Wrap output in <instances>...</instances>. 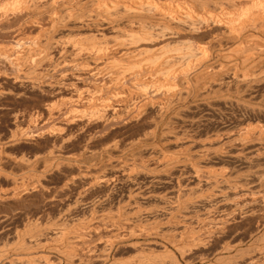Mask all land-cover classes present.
Segmentation results:
<instances>
[{
  "label": "rangeland",
  "instance_id": "obj_1",
  "mask_svg": "<svg viewBox=\"0 0 264 264\" xmlns=\"http://www.w3.org/2000/svg\"><path fill=\"white\" fill-rule=\"evenodd\" d=\"M5 1H8V3L5 2ZM16 1H17V4H18V0H14V2H16ZM39 1L40 0L36 1L38 3L36 5H35L36 2L35 3L33 2L35 7L40 6V3L43 2V0H41L40 3H39ZM209 1H210L209 2V7L211 6L210 8H212L213 3H214V5H216L215 2L217 0H215V1L214 0H209ZM10 2H12L11 4L14 3L13 0H0V8L2 9V11H3V8H2L3 5H4V7H6L4 9H7V7L11 6V4H9ZM47 3L51 4L50 0L49 1H47V0L45 1L44 0V3H41V6L39 7L40 10H41V13L39 12L40 10L38 8H36L38 11L35 10V11H37V13L35 12L36 14L34 13L35 14L34 16H32L33 12H34L33 9H35L33 4H31L33 6V9H32V6L31 7L29 6V8H31V9H29V8L25 9V8L21 7L22 5L18 6L19 4L18 5L14 4V5H16L15 8H17V6H18L19 9L18 8L17 9L19 11L20 10L21 11L20 12H18V10L16 11V9L14 8V5H13V7L11 6L12 8L11 7H9V8L13 9L14 11L10 12L11 10L9 11L8 10L9 8L7 9L8 11L7 10L4 11V13L5 12L7 14L10 13L9 14L10 16L2 13V11L0 9V12L2 13V14L0 13V15H2L0 17L3 18V20H2L3 23L0 24V26H1V28H0V40L1 41L3 40V42H4V44H3V42L0 41V45L1 46L5 45L4 47H6V49L8 47L10 48V46H12V45L14 46L15 43L17 45L19 42L20 43L23 42L24 46L30 45L31 44L30 42L37 37L36 35L40 34L39 27H37L36 25L35 26L32 25L33 21H31V20H34L35 18L38 19V17H41V15H42L44 17V19H43V17H41V18H39L40 19L39 21L42 22V20H43L42 23L45 24V25H47L48 24L47 22H49L47 20H49V16H50L49 14L52 12V10H51L52 7L50 5H48ZM7 4H9V5L7 6ZM42 4H44L45 6L42 5ZM46 5H48V6H46ZM20 8H23L24 10L20 9ZM44 8L45 9L47 8L49 12L47 11V9H46V11H44ZM214 8H215V6H214ZM27 9H29L30 11H27ZM206 10H209L208 7H207ZM15 12L16 13L18 12L19 14L17 13V15H20L19 19L16 18L15 21H19V20L23 19V20H25L27 22L26 19L30 18L29 21L32 22V24L28 21L29 23L27 22V25H26L25 24L26 22L21 20V21H19V25H18V22H17L16 23V27H15V23H14V26H13L12 25V22H13L12 18L14 17L13 14L16 15ZM30 12H32V13H30ZM47 12L49 14H47ZM21 13H24L25 16L28 15V14H30V15L26 16V18H24L23 16H21V15H24V14H21ZM44 14H45V16H44ZM5 15H6V18H5ZM17 15H16V17H18ZM258 15H257V17H258ZM5 19H7L9 21H11L10 19H12V21L10 23L11 26L9 24L10 28L8 27V25H6L8 27V30H6L7 29L6 27H3L4 29L2 28V26H4L5 24L9 23V21L6 23ZM14 19H15V17H14ZM257 20L259 21L258 23H260V24L262 23V26H260V24H258L259 26L257 24H256V26L255 25L250 26L251 24L249 23L250 25L248 24L247 30L251 27L249 29L250 31H248L247 34L246 33L243 34V42H244V40H247V41H245V43H243L242 40H241V42H242L241 45L244 44L246 47L245 46L243 47V46L240 45L241 48L240 47L239 48H240L241 51L238 49L239 53L241 55H245L247 52L249 53L251 50H253L252 48H254V49L257 48L255 51H253V53H249V55H254V57H253V61L254 62L253 63H254V65L256 64L255 67L254 68L251 67V64L250 65H244V66H242V64H241L239 66L241 68L239 70V73L240 74H242V73L244 74V75H242V76H244V77H242L244 79V83L243 82H242V84L240 83L241 85L236 83V81H235L236 75H234V76L232 75L233 78L226 79V81H228V83L225 81L227 83L225 85H224V83H225L224 82V83L219 84V86L216 83H215L216 86H215V84H213L214 85V86L212 85L213 88L211 86L212 89L211 88H206L205 90H203V89L200 90L198 88L197 89L195 88V87H198L200 85L203 86L209 79L212 80V79H216V78L220 77V75L222 74L221 73L222 71L218 72V70H216V69L221 68V67L218 66L219 64H221V60H219V58L215 57L216 56L215 52L220 50L219 49L220 48L219 44H226L225 42H227V41H228L227 43L232 44V43H230V41H233L232 35L229 34L228 32L227 33L230 36H227V34H226L227 28H226V25H224L225 23L223 24L225 27L221 26L222 23L219 24L220 26H218L217 24L209 23L210 26L211 25L212 26L214 25L215 27L218 26L219 27V28L217 27L218 29L215 28L214 26L213 27L211 26V28H209V26H207L206 24H204V25L202 24L203 26H205V28H203V26H202V29L204 31H206L205 29H207V31H209V32L211 31V32H210V35L208 36V39H207L206 35H208L209 32H205L206 33V35H205L204 31H202L205 36L204 35H202L204 37L201 36L200 39H201L202 42H200V39H198L199 41L197 40L198 41V43L196 42L198 44L197 46H201L204 41H206V40L208 41L209 38L211 39V37L214 40H216V41L211 39L212 42L210 40L209 43H207V44L205 42L203 43L204 45L206 44L208 46V44H210V42H211V44L213 45V49H214L213 51L214 52H212V45L210 44L208 46V47H211L210 48V52L212 53L211 57H208L207 60L202 57L203 59H202L201 62H203V63H201V65L197 66L196 67L197 69L196 68H193L192 70L190 69L191 71L189 70V73L185 74V76H184L186 78L182 77V79H184V80H186V79L188 81L190 80L188 83H186L187 85L184 84L185 87L188 86V87H186V89L190 87V85H188V84H191L190 90L188 89L189 90L188 92H190V93H188L187 91L185 92V90H184L185 87L181 85L180 89H183L184 93H182V96L181 95L179 96L178 94L175 93L177 96L174 95L175 97L174 96L172 97L173 101H175V102H172L169 105V103H166V102H168V100L166 98V94H164V93L162 94L163 97L165 96V98H166V99H163L162 95L160 93L159 96H157V97H160V98L155 97V100L153 99L154 100L153 102L156 101V103H154V104H157V105L154 106L152 104V101H150L149 103L146 102L147 104L143 103L144 100H146L145 98L147 96V92L146 91H142L141 92L142 94L144 92L146 93V96H145V94H143L145 97L144 96L142 97L141 93L138 92V91H141V90L138 89V86H136L135 83H133L132 81H131V85L129 84L130 81H127L128 84L124 85L125 88L123 87V84H121V85L117 84L116 86L114 84V85H112V87H111L112 90H111V88H109L110 87L109 83H110V80H111V75H108V74L106 76L102 75L103 77L104 76L106 77L104 79H103L102 76L101 77L98 76V78L96 79L97 83H99L98 81H100L101 79H103L101 81H103V82L107 81V83H108V86H105L106 88L104 87V85H106V83L104 84L102 82V84H104V85L99 83V85L101 84L100 86H102V88L104 87L105 89L110 91V92H107L104 89L103 92L105 93L104 94L105 98L107 96L109 98H111V94L110 95H108V94L111 93V91H112V94H114V92L116 91V88H117V90H119L121 92H122V90H124L125 92L129 91V93L131 92L130 94L129 93H127V94L125 93V95L123 97L121 96L122 99L120 97H118V99L116 98V100L115 99L111 100V99L108 98V100H109L108 102H110V101L111 102L110 103L107 102L106 104H109V105L111 104L110 105L111 108L109 109V111L112 110V112L111 111L110 112L107 111L106 113H108V114L104 113L105 116H102L103 115L102 112H100L102 115H100V113L98 112L99 115H100L99 118H98L97 112H95V111H93V113H91L92 111L90 112V108L91 109L95 108V106L93 107L92 102H93V104L95 103L94 105H96V106H97V103L99 105V102L96 101L97 99H95V100L93 99V101L90 100V102H88V100L85 99V97L83 96L84 95L83 89L90 83V81H87V82L84 81L85 82V83L83 82V84H85V86H84L82 84V81H78L77 80V77H72V76H75L76 74L73 75L74 73H72V71L70 70L71 71L70 73L72 75L71 74H69V75L71 76V78L69 76L65 77L64 78L65 82H64L63 79H62L63 77L59 78V76H57V78H58L57 79L56 76L55 77L53 76V73L51 71L52 68L50 66L49 67H47V66L45 67L47 69L46 71L48 73H46V71H44L43 72L44 74L39 76V72H37L38 74H36L35 72L32 71V67H33L32 64H28V63L24 62V65H25L24 66V65H22L23 62H21V61H24V60H18V58H20L21 55L23 57L24 54H25V51L21 47L20 43H19V45H17V47L19 46V51L18 52H20V53L23 52V53H21V54L14 53L13 54L14 56L12 54H6L7 56L11 55L10 56L11 58L7 57V59L9 58L8 60L6 59L5 53H8L9 49L6 50L3 46H2V48L0 46V54L2 53L1 52L2 49H5V51H7V52L4 51L3 52L4 54L2 53L4 55V57H3V55H0V59H1L0 60V93H1L0 94V143L2 144V145L0 144V146H2L0 148V150H1L0 152L3 151L2 154L0 153L1 154L0 155L1 156L0 157V159H1L0 162H2L3 164H1V163L0 164H1V166H6L7 165L6 167H3L5 169V171H4V169H0V171L2 172V174H3V172L5 173L6 171H7V173H9L8 175H7V173L4 174L5 176L7 175L9 178L8 177H6V178L5 177H1L3 175L0 174L1 175L0 176V214H1L0 215V253L1 254L5 253V252L7 253L6 254L7 256H3V257L0 256L1 257L0 264L2 262H3V264H8L9 263L8 261L10 259H12V257L14 256V255H12L13 254L12 250L19 248V250H21V251L20 252L17 251V252L23 254V253L27 252V251L24 252L25 249L31 250V249H33V247L35 248L36 245L33 246L32 248L30 247V246H32V244L34 242L35 243L36 242L39 243L41 240L43 242L42 246L40 245L41 242L39 243V246L41 247V249L37 247L38 244L36 243L37 244L36 248H38L39 251H36L37 250L36 248H35V250L30 251V252H35V253H32V254H34L37 257L35 259L37 261L33 262L32 264H49L48 261H51L50 262L51 264H60V261H66V264H101L102 261L104 262V256H105V259H106V256L109 255L108 254L110 252L109 249L111 248L110 241H114L116 239V238H113V236H115L116 234H114V230H111L112 232L110 231L111 228L112 229H116L115 232L117 230L119 231V232L117 231V235L119 236V234H120L119 237L123 236L124 231H127V230H128L127 231L128 234L131 233V235H132V237H131V235H127V236L124 235L123 237H125V238L124 239L121 238L123 240H119L118 241V245H120L119 247H122V248L119 249L118 251H116L117 253L115 252V256L118 259H120V262H118L117 264H140L142 262L143 263L146 262L145 264H147V262H148V264H151L153 262H150V260H146V259L144 260V258H145L144 256H145V254L147 252L148 253L149 252L154 253V251H155V253L153 255L154 257L151 259V261L155 260V262H154L155 264H157V263L158 264H176V263L179 264L177 261H179L180 264L181 263L182 264H192V263L193 264H202V260L203 261L205 260V263H203V264H228V263L231 262L230 260L233 259V258H236L238 261L233 259L232 260V264L233 263L234 264H242V262L244 260H246L247 258L248 259L246 260L247 261L246 263L249 264V261H248L249 257L251 259L252 257L255 256V254L257 256V257L255 256L256 259L260 262V263H258V261H257V263L258 264H262V261H263L262 258L264 257L263 252L260 253V254H263V256L260 255V254L258 256L257 255L258 253L254 254V252L252 253V251H251V253H249L248 251H250V250L246 251L247 248H248L247 246H250V244H251L250 243L251 239L259 240V238H260L261 242L257 241V243H259V242L263 243L264 242L262 240L263 238L259 237L261 235L262 236L264 235V227H263L264 226V216H263L264 212H262L264 210L261 211V209L258 208V207H261L262 209H264V195H263V193H264L263 192V190H264V186H263L264 185L263 184L264 183V179H263L264 176H263L262 179L260 178V177H262L260 175L264 174L262 172V171H264V33H261V32H264V26H263L264 22H263V20H259V17H258ZM0 22H1V20H0ZM4 22H5V24H4ZM23 25H26V27L25 26L23 27ZM11 27H12L13 30L11 29ZM253 27H256V28H253ZM258 27L259 28L262 27V28H260L262 31ZM18 28H19L20 31L19 30H17V31H19V32L16 31V29H18ZM213 28H214V30L216 32L213 30ZM223 28H225L226 30L223 29ZM257 29H259V30H257ZM11 30H12V32H11ZM223 30H225V31H223ZM9 31L11 33H8ZM213 31L216 33L215 35H214ZM5 32H6V34H5ZM13 32H15V33L13 34ZM37 32H38V34H36ZM66 32L68 33V31H66ZM219 32H220V34H219ZM221 32L223 34H221ZM249 32H250V34L252 33V35H249ZM63 33H64L63 34L64 36L67 34V33L65 34V31ZM8 34L10 36H8V38H6V36ZM19 34L22 37L26 38V39L23 38L24 40L21 39L22 40L21 41L20 38H22V37H20ZM214 36H217L219 39L214 37ZM226 36H227V38H226ZM15 37H16V40H15ZM18 37H19V40H17ZM31 37H34V38H31ZM228 37H230V39ZM254 37H256L257 39L255 38L254 41H252L253 40L252 38H254ZM202 38H203V40H202ZM246 38H248V39H246ZM4 39H5V41H4ZM27 39H28V41L29 40H31V41L28 42ZM221 39H222V41H221ZM6 40H8V41L11 40V42L14 41L15 43L13 44L11 42H8L7 43L8 47H7ZM259 40H261V41H259ZM24 41H25V43H24ZM196 43H194V44L196 45ZM256 43H257V45H256ZM194 44H193V46H195ZM249 44H250V46H249ZM16 45L14 46L15 48L13 49V51L18 50L16 48ZM175 45L176 44H174L173 46H175ZM251 46H253V47L251 48ZM247 47L250 49V51H249V49ZM59 48H61V47H59ZM21 50H23V51H21ZM13 51H12V53H13ZM60 51H61V49H59V52ZM257 51H259V53ZM10 52H11V50H10ZM15 52H17V51H15ZM236 52L235 53L233 52V54H236ZM243 52H245V53L243 54ZM254 52H255V54H254ZM239 53L237 52L236 56ZM240 54H239V56H240ZM17 55L18 56L20 55V56L18 57ZM15 56H17V57H15ZM144 56H146V55H144ZM239 56L236 57V58H239ZM258 57H259V60L257 59ZM10 59L11 60L13 59L14 63H12L13 61H11ZM208 59H209V62H208ZM256 59H257V62H256ZM6 60L8 61V63H7ZM9 60H10V62H9ZM3 61H5V62H3ZM15 61H18V62H15ZM217 62H219V63H217ZM16 63L17 64L20 63V64L17 65ZM211 65H216V69L213 70V73L216 74L217 77H216V75H214L216 77L215 78L212 75L213 73L211 71L209 73L210 74L212 73V74L209 75L207 80H205L207 76L204 75V74L203 75H201V74L205 70H207L208 66H211ZM247 66L251 67V69L249 68V70H247V73L245 74L246 69L248 68ZM213 67L215 68V66H213ZM45 68L43 67V70H45ZM255 68H256V70H255ZM260 68H262V69L258 70ZM21 70H23V71H21ZM48 70L50 71V73H49ZM242 70H244V71H242ZM154 71L155 70H153L152 72H154ZM216 71L219 74L220 73L221 74L219 75ZM257 71H259V72H257ZM248 72L249 73L251 72L252 74L249 75ZM253 72H254V74H256V76H254ZM259 73H261V74L258 75ZM44 75H47V76H44ZM48 75L50 76V78L54 77L56 80L53 82L52 80H54V78L50 80ZM192 76L193 77L197 76L198 77L197 79H199V81L195 83V81L197 79H196V77L193 78ZM247 76H248V79L245 78ZM42 77L44 79H42ZM126 77L130 79L131 76L129 75V77L128 76H126ZM191 77L193 79H195V80H193ZM203 77H205V78H203ZM211 77H213V78H211ZM72 78H75V79L70 80ZM107 78H109V79L107 80ZM126 79H122L121 80L122 82L121 81L120 82L121 83H126V81H125ZM171 79L172 80H170V78H169L168 80L172 81V82L175 80L174 77H171ZM230 79H232V80H230ZM48 81H49V84L47 83ZM56 81H58L59 83L62 81L63 84H62V82H61V84H58V82L56 83ZM201 81H202V83L199 84ZM74 82H75V84H74ZM77 82L81 86L76 84ZM245 82H246V85H245ZM53 83H54V85L56 84V86H54ZM64 83H66L65 84L66 86H64ZM194 83L197 86L194 85ZM74 85L80 86L79 88H81V87H83V88L79 89L81 91L78 90L79 91L78 92V91H76L78 87L76 88V86L74 87ZM113 86H114V88L116 87L115 91H114ZM132 86H134V87H132ZM232 87H235V88H232ZM120 88H121V90H120ZM215 88L218 91H216ZM227 88H228V90H227ZM239 88H241V89L239 90ZM73 89H75V90H73ZM134 89L135 90L137 89V90L135 91ZM195 90H197V91H195ZM207 90L209 91L208 94H207V92H208ZM219 90L220 91L222 90L221 93H219L220 92ZM193 91H195V92H193ZM215 91H216V93H215ZM76 92H78V95H76L77 94ZM106 92H107V94H106ZM135 92L136 93L138 92L139 94L138 93L136 94ZM80 93L83 94V95H81ZM186 93H188V94H186ZM183 94L186 95V96L184 97ZM199 94H200V96H198ZM126 95H128V96L131 95V96L126 99L125 98V97H127ZM187 95H189V96H187ZM79 96H80V98H79ZM169 96L167 94V97H169ZM196 96H198L199 98L196 97ZM83 98L85 99V101H84ZM138 98H139V100H138ZM161 98H162V103L160 102L161 100L159 101V99H161ZM184 98H185V100H184ZM121 101H123L124 103L121 102ZM135 101H136L137 104L135 103ZM115 102H116L117 105H115ZM112 103H114L113 104L114 107L118 106L117 109H116V107L115 108L112 107L113 106ZM119 103H121V104H119ZM160 103L161 104L164 103V104H167V105H161ZM122 104L125 105V106L121 107L120 105H122ZM139 104H140V106H139ZM158 104L160 105V107H159ZM144 105H146L145 106L146 108L144 107ZM168 105H169V108H167ZM171 105L173 107H171ZM119 106L121 107L120 110H119ZM147 106H148V108H147ZM87 107H88V109H87ZM159 108H162V110L159 109ZM77 109H79V111ZM123 109L125 111H127V112L123 111ZM169 109H171V110H169ZM87 110L89 112H87ZM115 110L120 111V113L118 111H116L118 115L120 114L119 117H118L117 114L115 115V113H116V112L114 113ZM131 110H133V111H131ZM145 110H146L147 113L145 112ZM259 110H262V111H259ZM94 112L96 113L97 116L94 114ZM85 113L86 114L89 113L88 116H86ZM139 113H141L142 115H139ZM84 114H85V116H84ZM91 114L95 115V116H91ZM69 115L72 118L74 117V119L70 118ZM75 115H76V117H75ZM106 116H107L108 119L106 118ZM112 116L114 118H112ZM102 117L105 118V119H103ZM109 117H111L112 120H114V121H112L111 118H109ZM160 117L161 118L163 117V118L161 119ZM167 120H168V122H167ZM171 120H172L173 123L171 122ZM106 121H107V123H106ZM164 124H166L167 126L164 125ZM166 129H169V132H167ZM162 133L166 134L165 135L166 137H164V135ZM183 133H184V135H183ZM186 134H188V135H186ZM219 134H220V136H219ZM236 134H237V136H236ZM179 136L183 137V138L179 139ZM214 136H215V138H214ZM171 137L176 139V140H174V139L172 140ZM208 137H210V140H208L209 139ZM166 138H167V140H166ZM170 138H171V140H170ZM232 138H234V139H232ZM163 139H165L166 141H164ZM245 139H247V140H245ZM189 141H192V142H190L191 145H190ZM202 141H204V142L202 143ZM211 141H212L213 144L210 143ZM158 142H160V144ZM214 143H215V145H214ZM156 144H158V145H156ZM184 144H185V147L183 146ZM178 145H180V146H178ZM187 145H190V148H191V146L193 147V149L191 148L192 150H189V152L188 151L186 152V150L188 148V147H186ZM154 146H155L156 149H157V146H159L158 147L159 150L158 149L157 150L160 151V152L158 154L166 153L164 155V157L162 156V158H160L161 155L158 156V154L152 152L153 151L152 149H154L153 148ZM205 146H209V147L213 146L212 148H214V146H215V148H216V151H215V148H214L213 151H212V153L213 152L214 153L210 154V156H208V160L210 161V163H209V161L208 162L206 161L207 157H206V160H205L207 162V164H206L205 161L202 162V166H203L204 169L205 168L207 169V167H208L209 172H208V170L206 171V169H205L206 173L208 172L207 174L204 172V173H202V175H197L198 176L197 177L195 172L191 171V169H190V167L188 165L187 166L189 168L188 167H187L188 169L185 168L184 163H186V162L183 159L180 160V161H177V162H172L174 165L168 163V161H167V160L171 161L170 158L172 160H175L180 155H181V157H179V158H182L184 155H186V156L190 155V154L191 155H196V153L200 151V150L197 151L196 149H198V148L201 149L202 147H205ZM220 146H222V147H220ZM164 147L166 149H164ZM168 148L170 149V151H168L169 150ZM178 148L180 150H178ZM160 149L163 150L164 152L162 151V153H161ZM182 150H185V151L180 153V151H182ZM218 151L220 152L221 156H220ZM49 152H52L53 155L49 154ZM57 153H59L62 156H60L59 154L57 156ZM171 153L173 154L172 157L170 155ZM149 154H151L152 157ZM175 154L177 156L176 158L174 157ZM215 154H216V156H212V155H215ZM217 154H218V156H217ZM5 155L7 157H9V158L11 157L14 160H16V158H18V161L20 160L21 157H25L26 160L27 159H31L29 161L34 162V163H35V160H36L35 158L39 159L42 156H43V158H47V156L50 155V157L48 156V158H51V159H55L56 158L55 160L57 162L59 161L60 163H59V166H57V167L51 166V168H50L49 165H47V163L45 164V166H44V164H38L37 165V163H36L35 164L36 168L33 166L31 169L30 168L27 169V170H29L28 172H25L27 170L25 169V170L22 171L21 170L22 168L19 167L18 164L14 163V161H8V163H6L5 160H2V159H4L6 157ZM51 155L52 156L56 155V156H54V158H53ZM153 155H156V156H153ZM166 155H167V157H166ZM35 156H37V157H35ZM93 156L96 157V158H94ZM168 156H170V157L168 158ZM154 157H156V158H154ZM157 157H159L160 159H158ZM165 157L167 159H165ZM163 159H165V160H163ZM32 160H34V161H32ZM119 160H121V162ZM122 161H124V162H122ZM163 161H165V162H163ZM105 162H106V164H105ZM126 162H128V163H126ZM147 162H149V163H147ZM101 163L103 164V166H102ZM166 163H168L169 166H172V167H170V169L172 168L171 170H173V169H175V170L173 172H171L169 169H167L169 166ZM61 164H63L62 167H60ZM67 164H69V166H67ZM47 166H49V167L45 168ZM79 166H81V167H79ZM119 166H122L123 168L119 167ZM156 166H158V167H156ZM175 166H177V167H175ZM58 167H60V168H58ZM93 167H95V168L93 169ZM96 167H97V170H96ZM127 167H129V168H127ZM161 167H163V168H161ZM33 168L35 169V171H34ZM55 168H58V170H56ZM155 168H158V169L156 170ZM179 168H184V169H179ZM209 168H211V169H209ZM131 169H133L132 170L133 173H132ZM165 169H167V170H165ZM81 170H82L83 173L81 172ZM212 170H213V172H210ZM214 170L217 171L216 174H214ZM84 171H86V172L89 171L90 173L92 172L91 174H89L90 177L88 176V173L85 174ZM96 171H97V173H96ZM105 171H107V172H105ZM165 171L166 172L168 171L169 174H168V172L166 173ZM190 171H191V173L193 172L194 175H193V173L191 174ZM252 171L257 173V174H255V173L253 174ZM29 172H32V173H29ZM147 172H149L151 174L149 175ZM219 172H221V174H219ZM26 173L30 174V175L28 174L29 177H28V175H26ZM34 173H35V175L36 174L37 175H41L42 174L43 177H40L41 180L40 179L39 180L41 182H43V183H41L39 180H36L37 177H35V178L33 177ZM93 173H94V175H93ZM104 173H105V175H104ZM258 173H259V175H258ZM23 174H25L26 177L25 178L21 177L22 179H20L19 178L20 175L24 176ZM83 174L88 176L89 180H88V177H87V180H86L85 176H83ZM99 174H100V176H99ZM152 174H154V175H152ZM80 175H82V176L80 177ZM151 175H152V177L157 176V178L155 177V180H154V178L152 179L150 177ZM247 175H249V177ZM93 176H97V177L95 178ZM105 176H106L107 179L105 178ZM44 177H46V178H44ZM78 177L81 178V179H79ZM101 177L103 178V181H102ZM203 177L207 178V179L206 180L202 179ZM212 177H214V179H212ZM14 178L15 179L17 178V180L15 181ZM90 178H93V179L90 180ZM226 178H228V179H226ZM12 179H14V180H12ZM73 179H75L74 180L75 183H74ZM94 179H97V181L99 183H101L100 186H99V183L96 182V180H95L96 183L94 182L95 186L93 184H91V186L88 185L90 183H93ZM104 179H105L106 182L104 181ZM215 179H218V180L221 179L220 181H223V180L224 181H229L230 180L231 181L230 183H232L234 185H235V182L237 184V182L240 181V183H238L240 185L235 187V188L234 187L230 188V189L228 188L229 190H226L227 186H225L226 184L224 183V184H221V186L224 185V188H223V186H222V188L221 187L217 188V186L215 184H212V181L215 180ZM251 179H252V182L250 181ZM198 180L199 181H203V183L199 182ZM242 180L243 181L245 180L247 183L245 181L243 183ZM259 180L261 181L260 183H262V184L258 183ZM38 181L40 182V184L38 183ZM155 181H156V183H154ZM34 182H35V184H38L39 187L37 185L33 184ZM180 182L183 184V186L181 185ZM198 182H199V184L200 183H202L203 185L206 184L207 187H208V185H210V186L208 188L204 187L202 184H200V185L198 184L199 185L198 186L197 185ZM68 183H70V184H68ZM178 183L182 186L181 188H180V185H178ZM207 183H209V184H207ZM210 183L213 185V187H212V185ZM30 184H31V187H29ZM41 184L44 185V187ZM185 184H187V185H185ZM243 184L246 185V186H247V184H249V185L251 184L250 187H252L254 189V191H253V189H250V187H248L249 185L246 187ZM189 185L191 187L196 186V187H193V189L194 188L196 189L195 194H197V193L199 194V192L201 190L203 192V195L205 196L208 193L207 190L211 191L213 189L214 190V191L212 190L213 193L210 194L211 193L210 192L207 195L210 194L209 196H211L215 192V193H217V195L215 194L214 196H217V197H215L216 198L215 199V198H213L214 196H212L209 199L208 198L209 196L208 197L205 196V198H204L206 200L205 201L203 199V197H204L203 195H202L203 196L202 197L201 194H199V195L197 194L198 195V197H197V195L195 196V194H193L192 195L193 201L197 200V202H198V198L199 197H202V198L201 199L199 198V202L198 203L197 202H193V205L190 206L188 211H186L188 214L186 215V213H184V217H183V215L180 216L182 219L179 216L176 219H172V215H171L172 212L171 211H173L174 210L173 208L175 206H177V204H179L180 201H182V199H183V198L180 199V196H178L179 192H177L176 189L178 188V191H179V189H186V188L190 189L191 187H189ZM19 186H20V188H22L20 191H18L20 189V188L18 189ZM32 186L33 187L35 186V187L33 188ZM184 186L186 188H184ZM148 187H149V189H148ZM243 187H244V189H243ZM261 187H263L262 188L263 190L261 189ZM29 188L32 189L33 191L30 190ZM39 188H41V189H39ZM43 188H45V189H43ZM214 188H216V189H214ZM246 188H248L252 192H254V194L252 196L253 199L250 197L251 196L250 194H252V192H250L248 194ZM16 189H17L16 192H19L21 195L18 196L19 193L15 192ZM23 189L28 190V191L30 190V191L26 192ZM51 189H52V191H51ZM61 189H63V190L60 191ZM204 189H205V191H204ZM241 189L243 190V192H242ZM258 189H259V192L260 191L263 192V193L262 192L260 193L263 196H260V194L258 192ZM37 190H38V193H36ZM131 190H133V192ZM135 190H136V192L140 191L138 193H141V194L140 195L138 194L137 196H135V197H138L137 198L138 200L137 199L135 200V197H134V200L132 198L130 200L129 196L132 195V194L130 195V193H135ZM221 190L223 191V195L224 196H221V194H222ZM10 191L11 192L14 191L15 194L12 196V193ZM22 191L25 193L24 196H23L24 193ZM44 191H45V195H44ZM142 191L144 192V194L142 193ZM2 192H4V193H2ZM40 192H42V193L40 194ZM49 192H51V193H49ZM204 192L205 193L207 192V193L204 194ZM31 193L32 194L35 193L33 195L34 197L31 196L32 195ZM145 193L149 194L150 197H149V195L143 196V195H145ZM224 193L227 196H225ZM228 193H230V194H228ZM244 193H246V195ZM4 194L5 195L6 194H8V195L10 194L11 197L9 196L10 197L9 198L6 195L7 197L5 198ZM46 194H48L47 197H46ZM237 194H238V196H237ZM53 195H55L56 197H53ZM141 195H142V197H141ZM162 195L167 197L168 199H170L169 202H168V199H166L167 200L166 201L165 197H163ZM218 195H220V196H218ZM228 195H229V197H228ZM254 195H256V196L258 195V197L261 200L258 197H256V196L254 197ZM14 196H16V198ZM20 196L21 197L23 196L22 199H21ZM177 196L179 198H176ZM231 196L233 197L232 199L230 198ZM245 196H247V197H245ZM13 197L15 198V200L13 199ZM174 197L176 198L175 200H174ZM221 197H222V199H225V200L222 201ZM223 197H226V198H223ZM261 197H263V198H261ZM81 198H82V200H81ZM156 198H158V199H156ZM227 198H228V200H226ZM229 198H230V201H229ZM235 198H237V199L234 200ZM245 198H247V199L249 198L250 200L248 199L249 200L248 201ZM255 198L259 199V200L257 199L258 202H257V200H256V202L252 201V200H255ZM178 199H180V201ZM202 199L204 201H202ZM172 200H174V201H172ZM210 200L212 202L214 200V202L211 203ZM215 200H217V202ZM3 201H5V202H3ZM128 201H130V202L132 201L131 204ZM134 201H135V203H133ZM165 201L168 204L165 203ZM226 201H227V203H225ZM228 201L232 202V203H230L229 206H231V205L233 206V204H235L234 201L236 203H239V204L243 201L244 204L242 202L241 205L242 204L243 205L246 204L245 208L247 206L246 210H249L250 212L247 211V213L249 212L247 214L245 212L246 210H243L242 212H240L241 213L240 215L237 213L238 216L236 214H233V216H232V214H230L231 216L226 215V214H228V213H226V209L229 207V206H227L229 204ZM238 201H241V202H238ZM247 201L248 202L251 201V202L248 203ZM202 202H203V204H202ZM204 202H206V203L204 204ZM221 202H224V204L221 203ZM245 202H247V203H245ZM210 203H211V205H210ZM216 203H218L217 207L215 206ZM256 203L257 204L259 203L258 204L259 206ZM1 204H3V206ZM23 204H24L25 207L23 206ZM126 204H127V206H124ZM219 204L221 205L220 208L218 206ZM222 204H223V207H222ZM69 205H73L74 206V207L70 206V207L73 208V209L71 208L73 211L69 208ZM122 205L124 207H121ZM197 205H199V206H197ZM205 205L207 207L213 206V207H210L212 210L211 209L209 210V208H207ZM224 205L226 206V208H225ZM253 205L256 206V207H254ZM137 206L138 207L141 206V208L143 210L139 211L141 208H138ZM163 206H165L166 208L163 207ZM125 207H126L127 210L125 209ZM169 207L170 208L172 207V208L168 209ZM5 208H6V210H5ZM122 208H123V211H122ZM214 208L215 209L217 208L218 211L215 210ZM124 209H125V211L128 212V214H127V212H124ZM191 209L192 210L194 209V210L192 211ZM204 209H207V210H204ZM213 209H214V211H213ZM219 209L221 211H224V216H229V218L233 217V219L231 220L228 217H224L223 216V212H221ZM250 209L252 210V212H251ZM256 209H258L257 212H256ZM137 210L141 213L140 216L137 215L139 213V212L136 213ZM195 210H197V211H195ZM45 211H46V215H45ZM118 211H119V213H118ZM120 211H122V212L120 213ZM165 211H166V213H165ZM167 211H169V212H167ZM189 211H192L194 214L191 215L192 212H190V214H189ZM212 211L214 212L213 214H212ZM215 211H217V213L220 212V214L219 213L217 214ZM63 212H65V213L63 214ZM67 212H69L70 214L69 213L66 214ZM123 212H124V214L128 215L127 216V215L123 214L124 216H126V219H124L125 217L123 215L122 216L120 215ZM208 212H209V214L207 215L206 213H208ZM243 212L245 213V215L247 214L246 215L247 217L244 216V218H246V220L243 218V215H244ZM7 213H8V215H6ZM15 213L16 214L19 213V214L16 215ZM250 213H252V215ZM253 213H255V214H253ZM258 213H259V215H258ZM99 214L100 215H102V214L104 215V216H102L103 217L102 220L104 222L101 220L100 216L98 217ZM117 214H119V215H117ZM134 214L137 215V216H135ZM214 214L215 215L217 214V216H214ZM64 215H65V217H67V219L64 217ZM108 215H110V216L107 217ZM115 215H117V217H114ZM129 215H131V216H129ZM166 215H168V216H166ZM197 215H199V216H197ZM203 215H205L206 217L203 216ZM209 215H211V217H210L211 219L215 218V220L217 219L218 216H219L218 218H223V217L226 218V219L228 218L227 220H225L223 218V220L225 222L224 227L228 226V229H227V227H225L226 231L223 232L224 235H222L223 234L222 231L225 230L223 227L221 228V230L220 229L219 230L218 229H214V228H213L214 229L213 230L212 228H210L211 231L213 230L212 233H211L210 230L208 231L209 233L207 232L208 226L206 227V225H207L208 222H206L207 220H205V218H207V216H208V219H209ZM220 215H222V216H220ZM241 215H242V217H241ZM248 215H249V219H248ZM253 215H255V216H253ZM36 216H39L38 218L40 220ZM92 216L93 217L97 216L100 219V221L98 220L97 217H96L97 219L96 218L94 219ZM132 216L135 217L134 220H133ZM164 216H166V217H164ZM189 216H191V217H189ZM192 216L194 217V219H193ZM11 217H12V219H11ZM31 217H32V219H31ZM91 217H92V219L90 220ZM121 217L122 218L124 217V218L122 219ZM128 217H130L131 219L127 220ZM138 217H139V219H138ZM236 217H238V218H236ZM59 218H61V219H59ZM109 218H110V220H111V218L112 219L114 218L115 220L118 219V218H121L122 221L120 219V221H121L120 223H122V222L123 223L120 224L119 223V219H118V224L116 222L117 220L115 222H113V223H110ZM166 218H167L168 221H166ZM184 218H185L186 221H184V223H183ZM63 219L67 221V223L64 221V223H66L68 225V227L65 226L66 228L64 227V223L61 222V221H63ZM93 219L98 223V225H96L97 223L94 224L97 227L99 226L98 229L96 227L92 228L93 223H95L94 221L92 222ZM104 219H106V221ZM179 219H181L182 222ZM190 219H191L192 222L190 221ZM42 220H45V221H42ZM52 220L55 221V222H53ZM59 220H61L60 224H59V222H57ZM87 220H89L90 223L92 222V224L87 222ZM108 220H109L110 224L108 223ZM126 220L130 221V224L133 223L134 226H133V224H131V225L134 228H131V226L127 227L128 226L127 225L128 222L124 226V222L126 223ZM131 220H132V222H131ZM156 220H157V223L154 222ZM170 220H172L173 222L172 221L170 222ZM229 220L232 223H235V227H234V224H231V222ZM238 220H240V221H238ZM35 221L37 223H35ZM49 221L51 222V225H50ZM175 221H177L179 224L181 222V224L178 225V223L176 224ZM226 221L229 222L228 225H227ZM33 222L35 224H37V226L41 222L42 223L44 222V224L46 223V227H47V225L48 226L50 225V227L56 226L55 228L54 227H52V228H54V230H57L56 232L58 234L57 233L54 234L55 231L53 229H51L50 232H52V234H50V233L45 234L47 236H45V237L41 236V239L39 241H36V240H34V238L32 237L31 234H30L31 236L28 234V232L31 233V231H32V230H28V229H29V227H32V225L34 224ZM105 222H107L109 224V226L111 225V227H108V224L105 223ZM169 222L172 223V224L169 225ZM61 223H62V226L65 229H67V228L68 229L67 230L63 229V227L61 226ZM102 223H104V225H105L104 229L102 228L103 226H101V225H103ZM114 223H115V227L116 226L119 227V224H120V227L122 228V226H123L124 230L122 229L123 230L122 231L121 228H119V229L118 228H113V226H114L113 224ZM151 223H153V224H151ZM189 223H191V226H190ZM199 223L201 224V226H200ZM28 224H29V227L27 226ZM30 224H32V225L30 226ZM89 224H90V228L88 227ZM165 224L167 226L169 225L170 227L169 226L167 227ZM173 224L176 225L178 228L176 226H174ZM42 225L40 227H45V225L44 226H42ZM81 225H84L85 228H84V226L81 228ZM171 225H172V229L174 227H175L174 229L177 228V230L173 231V232H175V235L173 234V232H167L168 229H169V231H172ZM60 226H61V228L59 229ZM86 226L88 227V229H87ZM162 226H163V228H162ZM183 226H184V228H182ZM236 226H238V227H236ZM100 227H101V229H100ZM125 227H126V229H125ZM194 227H195L196 231H195V229H192ZM24 228L26 230H28V231L26 232V230ZM75 228L77 229V232L83 231V229H84V233H85V229H86V232L88 231L86 234H88L87 236L89 238H87V236L85 234V237L87 238V240L84 239V241H85V242L83 241L84 243L82 242V244H79L78 241L81 242V240L77 241L78 238H74V237L78 236V233H76ZM127 228H129V229H127ZM154 228H156V230L159 228L158 231L160 233H158V231H156ZM199 228H201V229H199ZM234 228L235 229L237 228V229L235 230ZM61 229H63L64 231H62ZM130 229H132V230L135 229V230H133V232H130ZM187 229H188L189 232L187 231ZM15 230H17V231H15ZM147 230H149V231H147ZM179 230H181V231L182 230H186L185 234L188 232L187 235L189 233L193 232V231L196 234L193 232L194 236L193 235L191 236V234H193V233H191L190 236L188 235L189 236L188 237L187 235H183L184 234V231H183V232H181L182 233L181 236L183 238H180V240H181L180 242H176V241H179V237H181V236H179L180 235L179 234L180 233ZM197 230H198V232H197ZM215 230H217L219 232L221 231L220 233H222V234L219 233L217 235V233H218L217 231H216V234H215ZM21 231H22V233L24 235H21V237H20L19 235H20ZM61 231L63 232L64 235L66 233L67 234L66 237L67 236L68 237L67 238H63V240H62L61 235H59V233ZM65 231H68V233L65 232ZM161 231H162L163 234H166V237H165V235L163 236ZM163 231L164 232L166 231V232L164 233ZM62 232H61V234H62ZM73 232H75V234ZM90 232H92V233H90ZM120 232H122V233H120ZM127 232H125V234H127ZM134 232H136V234ZM206 232H207V235H209L210 237L208 236L209 238H207V235H206V239H205L204 235H205ZM167 233L170 234L171 237H169V235ZM248 233H250L251 236ZM112 234H114V235H112ZM134 234H135V236H134ZM156 234H159L160 236L156 235ZM161 234H162V236H161ZM176 234L179 237H177ZM25 235L27 236L28 239H25L26 238ZM48 235H50V236H48ZM55 235L58 238L55 237ZM199 235H201V236H199ZM128 236H130V237H128ZM172 236L176 237L177 240H176V238H174ZM213 236H215V237H213ZM18 237H20V238L17 240ZM42 237L44 238V240L42 239ZM192 237H194L196 240H193L194 238L192 239ZM201 237H203V238H201ZM254 237H256V238H254ZM21 238L22 239L24 238L25 240L23 239V241H21L22 240ZM30 238L31 239L33 238V239L31 240ZM73 238L78 243L76 241H74L75 244H73V241H71V240H73ZM110 238H112L114 240H110ZM170 238H172L171 240H173V241H171ZM187 238H189L190 243L188 242L189 240ZM210 238H212V239L214 238V240H212ZM65 239L66 240L70 239V241H66ZM108 239H109V241H108ZM185 239H186V241H184ZM198 239L199 240L201 239V241L199 242ZM207 239H209V240L207 241ZM26 240L28 242L30 241V243L25 242ZM153 240L155 242L156 241L163 242L164 240L167 241L168 243L170 242L169 243L170 244V249H171V251H173V252L169 253V255L170 254L171 255L168 256L165 253L161 252V250L159 251V249H161V248L159 246L157 247L155 245V242H153ZM191 240H193V242ZM204 240H206V243H205ZM18 241L19 242H23V243L25 242L26 244L25 243L24 244L23 243H19ZM130 241H131V243L133 242V244L130 245L131 248H130L129 245H127V242H128V244H130L129 243ZM194 241H195V245H196L197 241L199 242V243L197 242V246H199L200 244H203V243H205V244H204V246L200 245L198 247V249H197V246H195L193 244ZM229 241L231 243L234 242V244L235 243L237 244V242H238V244L240 243L239 244V248L242 247V249H243V247H245V251H243L242 249H241V251H243L242 253H241V251H239V253H241L240 256H239V254H238V257L235 255L234 257L229 258L230 260L228 259V257H226V258L224 257L223 258V254H222V252H220V251H222V248L224 247V245L228 246V243H230ZM70 242H72V243H70ZM124 242L126 244H123ZM171 242H175V243H171ZM187 242H188V244H190L187 247V249L188 248L191 249V250L187 251L190 254L187 253V252L185 254L182 253L183 250H185V251L187 250L186 248H183V250L174 249L176 243L177 244H179V243L181 244V243H187ZM191 242H192V244H191ZM134 243H135V246H133ZM16 244L17 245H21V246L18 247ZM55 244H56V247H55ZM136 244H138V245H136ZM148 244H150V245L148 246ZM152 244H154V245H152ZM206 244H207V246H206ZM23 245H24V247L27 246V248L23 249V251H22V248H24V247H22ZM124 245H127L128 247H125ZM192 245H193V247H190ZM52 246H53V248L54 247L56 248L55 249L56 251L55 250L46 251L47 249L51 248ZM150 246H153V247H150ZM221 246H222V248H221ZM20 247H21V249H20ZM134 247L135 248H139V249H135ZM141 247L144 248V249H142L144 251L141 250ZM53 248H51V249H53ZM9 249L11 251H8ZM150 249L151 250L154 249V251H150ZM192 249H194L193 252H192ZM248 249H251V248L249 247ZM244 252H246V253H244ZM9 253H11V254H9ZM172 253H174V254H172ZM247 253L250 254V256L246 257L248 255ZM220 255H221V258L219 257ZM39 256H41V257H39ZM181 256H183V257H181ZM244 256H245V258H244ZM183 258H184V260H183ZM38 259H40V260H38ZM235 261H237V262H235ZM173 262H175V263H173ZM16 263L17 262H15V264ZM19 263L21 264V262H19ZM19 263H17V264H19ZM63 264H65V263H63Z\"/></svg>",
  "mask_w": 264,
  "mask_h": 264
},
{
  "label": "bare ground",
  "instance_id": "obj_2",
  "mask_svg": "<svg viewBox=\"0 0 264 264\" xmlns=\"http://www.w3.org/2000/svg\"><path fill=\"white\" fill-rule=\"evenodd\" d=\"M36 1H38V0H18V4H17V1L16 2H14V0H13V4H11L12 2H10L9 4H11V6L13 7V5L14 4H16V5H18V6H20V5H22L21 7H23V8H29V6L31 7L32 5L31 4H33V6H34V8L35 9H33V6H32V9H33V15L32 16H34L36 13H37V9L36 8H38L39 10H40V6H41V3H44V0H43V2H41L40 3V1H39V3H40V6H37V7H35V5L36 4H38ZM46 1V0H45ZM47 1H49V0H47ZM215 1V0H214ZM5 2H7L8 3V1H5ZM35 3V5H34V3ZM50 2H51V4H48V5H50L52 8H51V10H52V12L49 14L48 12V9H47V14H49L48 16H49V20H47V21H49V22H47L48 24L47 25H45V24H43L42 22H43V20H42V22H40L39 20V18H41V17H43L42 15H41V17H38V19H36L35 17V19L34 20H31V21H33V24H32V22H30L29 21V19H26L27 20V22L29 21L32 25H36L37 27H39V31H40V34H38V32L36 33V34H38V35H36L35 37V39L34 40H32L31 38H34V37H31L30 39L32 40H29V41H31L30 43V45H26V46H24V44H23V42H19L20 44H21V47L23 48V50L25 51V54H24V56L22 57V55H21V57L20 58H18V60H24V61H21V62H23L22 63V65H24V62L25 63H28V64H32V71L33 72H35L36 74H38L37 72H39V76H41V75H43L44 73V71H46L47 69L45 68L46 66L47 67H51L52 68V73H53V76L55 77L56 76V78H57V76H59V78L60 77H63L62 79H63V81L65 82V77H70L71 78V76L69 75V74H71L70 72L72 71V73H74L73 75H75V76H72V77H77V80L78 81H82V84H83V82L84 81H90V83L83 89V91H84V95L83 94H81V95H83L84 97H85V99H87L88 100V102H90V100L91 101H93V99L95 100V99H97L96 101H98L99 102V105H98V103H97V106L96 105H94L93 104V102H92V105H93V107L95 106V108H93V109H91L90 108V112L91 113H93V111H95V112H97V115H98V118H99V116L100 115H102L100 112H102L103 113V115L102 116H105L104 115V113H106L107 111L108 112H112V110H110L109 111V109L111 108L110 107V105L109 104H106L109 100H108V96L105 98L104 96V89L106 88L105 86H108V83H107V81L105 82H103V81H101V80H103L104 78H106L105 76L108 74V75H111V80H110V87L109 88H111L112 87V85H114L115 84V86L117 85V84H123V87H124V85L125 84H128V82L127 81H130L129 82V84L131 85V81L133 82V83H135V85L136 86H138V89H140L141 91H138L139 93H141L142 91H146L147 92V96H146V93L144 92L143 94H145V96H146V100H144V102L143 103H145V104H147V103H149L150 101H152V104L155 106V105H157V104H154V103H156V101L155 102H153L154 100H155V97H157V96H159V94L161 93V95L164 93V94H166V98H167V100H168V102H166V103H169V105H170V103H172V102H175V101H173V96L174 95H176V94H178L179 96L181 95L182 96V93H184L183 92V89H180V87H181V85L182 86H184V84L185 85H187L186 83H188L189 81L186 79V80H184V79H182V77H184L185 76V74H187V73H189V70L191 69H193V68H196L197 66H199V65H201V63H203V62H201L202 61V59L204 58V59H206L207 60V58L208 57H211V55H212V53L210 52V48L211 47H208L210 44H211V42H212V40H214L211 36V39L209 38V40L207 41H204L206 44L207 43H209V41L211 40V42H210V44H208V46L205 44H203L202 43V45L201 46H197L198 44V39H200L201 38V36L202 35H206V33L205 32H209V31H207V29H205L206 31H204L203 29H202V26L204 25V24H206L207 26H209V28H211V26L209 25V23H211V24H217L218 26H220L219 24H221L222 23V25L221 26H224V25H226V28H227V31H226V34H227V36H230L229 34H231L232 35V38H233V41H230V43H232V44H229V43H227V42H225L226 44H219V49L220 50H218L217 52H215L216 54V56L215 57H217V58H219V60H221V64H217L219 67H221V68H218V69H216V65H211V66H208V68H207V70H205L201 75H206L205 77H206V79L205 80H207V78L209 77V75H211L212 73H213V70H218V72H221L219 75H220V77H218V78H216L217 77V75L216 74H212L213 76L214 75H216V79H212V80H208L203 86L202 85H200V86H198V87H195L196 89L198 88V89H203V90H205L206 88H211V86L213 85V84H217L218 86H219V84H221V83H224L225 81H226V79H228V78H233L232 77V75L234 76V75H236V77H235V81H236V83L237 84H242V82L244 83V79L242 78V77H244V76H242V75H244L243 73L242 74H240L239 73V70L241 69L239 66L242 64V66H244V65H250L251 64V67H255V65H254V61H253V57H254V55H249V53H253V51H255L257 48H252L253 46H251V48L253 49V50H251L250 51V49H249V53L247 52L245 55H241L240 53H239V50H240V45H241V43L243 42V34H247L248 33V31H250L249 29L251 28H249L248 30H247V27H248V24L250 25V26H253V25H255L256 26V24L258 25V24H260V23H258L259 21L257 20L258 19V17H259V20H263V22H264V0H217L216 2H215V4L216 5H214V3H213V5H212V8H210L209 7V0H50ZM46 3V2H45ZM62 3V4H61ZM9 4H7V6L9 5ZM16 5H14V8H15V6ZM42 5H44V4H42ZM48 5H46V6H48ZM11 6H9V7H11ZM17 6V8L19 9V7ZM45 6V5H44ZM214 6H215V8H214ZM9 7H7V9L9 8ZM11 7V8H12ZM207 7H208V9L209 10H206L207 9ZM3 11H2V9H1V11H2V13H4V11L5 10H7V9H4V8H6V7H4V5H3ZM17 8H15L16 9V11L18 10ZM23 8H20V9H23ZM29 9H31V8H29ZM29 9H27V11H30ZM46 9L44 8V11H46ZM10 12H12V11H14L13 9H8ZM7 10V11H8ZM24 10V9H23ZM35 10H37V11H35ZM21 11V10H20ZM19 10H18V12H20ZM32 11V10H31ZM17 12V13H18ZM23 12V11H22ZM36 12V13H35ZM40 13H41V10L39 11ZM259 12V13H258ZM1 13V12H0ZM1 13V14H2ZM16 13V12H15ZM17 13H16V15H17ZM26 13V12H25ZM30 13H32V12H30ZM35 13V14H34ZM43 13V12H42ZM45 13V12H44ZM259 15H258V14ZM4 14H6V15H9V14H7L6 12L4 13ZM3 14V15H4ZM19 14V13H18ZM21 14H24V13H21ZM258 15V17H257V15ZM6 15H5V18H6ZM12 15V14H11ZM14 15V17H15V19H14V17L12 18L13 19V22H12V25L14 26V23H15V27H16V23L18 22V25H19V21H21V20H23V19H21V20H19V21H15L16 20V18L17 19H19V17H20V15H17L18 17H16V15L15 14H13ZM30 14H28V15H26V16H29ZM0 16H2V15H0ZM10 16V15H9ZM21 16H23L24 18H26V16H25V14L24 15H21ZM44 16H45V14H44ZM262 16V17H261ZM1 19V22H0V24H2L3 23V18L2 17H0ZM11 18V17H10ZM47 18V17H46ZM261 18V19H260ZM263 18V19H262ZM9 19V18H8ZM12 19H10L11 21H12ZM32 19V18H31ZM43 19H44V17H43ZM7 19H5V22L7 23L9 20H7ZM11 21H9V23L8 24H5V22H4V26H2V28L3 27H6L7 29L6 30H8V27H9V24L11 23ZM15 21V22H14ZM24 22H26L25 20H23ZM27 22L25 23L26 25H27ZM28 22V23H29ZM257 22V23H256ZM261 22V21H260ZM225 23V24H224ZM24 24V23H23ZM203 24V25H202ZM224 24V25H223ZM6 25H8V27L6 26ZM26 25H23V27L25 26L26 27ZM10 26H11V24H10ZM12 26V27H13ZM31 26V25H30ZM214 26V25H213ZM212 26V27H213ZM217 26V27H218ZM259 26V25H258ZM260 26H262V23L260 24ZM263 26H264V24H263ZM12 27H11V29H12ZM14 27V28H15ZM215 27V26H214ZM217 27H215V28H217ZM225 27V26H224ZM0 28H1V26H0ZM10 28V27H9ZM20 28V27H19ZM19 28L18 29H16V31L17 30H19ZM29 28V27H28ZM203 28H205V26H203ZM207 28V27H206ZM219 28V27H218ZM217 28V29H218ZM253 28H256V27H253ZM259 28V27H258ZM260 28H262V27H260ZM259 28V29H260ZM4 29V28H3ZM31 29V28H30ZM223 29H225V28H223ZM259 29H257V30H259ZM5 30V31H6ZM13 30V29H12ZM12 30H11V32H12ZM23 30V29H22ZM213 30H214V28H213ZM222 30V29H221ZM220 30V31H221ZM226 30V29H225ZM225 30H223V31H225ZM247 30V31H246ZM256 30V29H255ZM261 30V29H260ZM15 31V30H14ZM15 31V32H16ZM20 31V30H19ZM19 31H17V32H19ZM37 31V30H36ZM65 31V34L67 33L66 31H68V33L64 36L63 34V32ZM202 31H204V34H203V32ZM215 31V30H214ZM213 31V32H214ZM219 31V30H218ZM222 31V32H223ZM262 31V30H261ZM260 31V32H261ZM4 32V31H3ZM7 32V31H6ZM6 32H5V34H6ZM10 31L8 32V33H11ZM15 32H13V34L15 33ZM26 32V31H25ZM211 32V31H210ZM210 32H209V34L208 35H206L207 37V39H208V36L210 35ZM216 32V31H215ZM214 32V35L216 34ZM221 32V34H223ZM229 34H228V33ZM252 32V31H251ZM261 33H264V32H261ZM22 34V33H21ZM112 34V35H111ZM219 34H220V32H219ZM4 35V34H3ZM2 35V36H3ZM20 35V34H19ZM204 35V36H205ZM213 35V34H212ZM249 35H252V33L250 34V32H249ZM8 36H10L9 34L6 36V38H8ZM24 36V35H23ZM204 36H202V37H204ZM227 36H226V38H227ZM246 36V35H245ZM5 37V36H4ZM12 37V36H11ZM20 37H22L21 35H20ZM214 37H216V38H218L217 36H214ZM220 37V36H219ZM242 37V38H241ZM257 37V36H256ZM256 37H254V38H252L253 40L252 41H254V39L256 38ZM260 37V36H259ZM13 38V37H12ZM11 38V39H12ZM24 37H22V38H20V40L21 39H23ZM229 39H230V37H228ZM231 38V39H232ZM24 39H26V38H24ZM23 39V40H24ZM205 39V38H204ZM219 39V38H218ZM246 39H248V38H246ZM257 39V38H256ZM15 40H16V37H15ZM17 40H19V37L17 38ZM198 40V41H197ZM202 40H203V38H202ZM225 40V39H224ZM235 40V41H234ZM241 40H242V42H241ZM251 40V39H250ZM263 40V39H262ZM1 41V40H0ZM4 41H5V39H4ZM13 41V40H12ZM22 41V40H21ZM27 41H28V39H27ZM28 41V42H29ZM214 41H216V40H214ZM221 41H222V39H221ZM245 41H247V40H244V42L243 43H245ZM259 41H261V40H259ZM1 42H3V40L1 41ZM8 42H11V40H6V44L8 43ZM197 42V43H196ZM200 42H202L201 41V39H200ZM11 43H15L14 41L13 42H11ZM19 43L17 44V45H19ZM24 43H25V41H24ZM194 43H196V45L194 44ZM215 43V42H214ZM218 43V42H217ZM263 43V42H262ZM3 44H4V42H3ZM10 44V43H9ZM174 44H176L175 46H173ZM193 44L196 46H193ZM11 45V44H10ZM15 45H16V43H15ZM14 45V46H15ZM17 45H16V48L18 49V50H15V51H17V52H15V51H13V49L15 48L13 45V47L12 46H10V48L8 47V44H7V49H9L8 51L10 52V50H11V52L9 53H5V55L6 54H14V53H17V54H21V53H23V52H18L19 51V46L17 47ZM200 45V44H199ZM212 45V44H211ZM256 45H257V43H256ZM1 46V45H0ZM3 47L5 46V45H2ZM2 46H1V48H2ZM241 46H245L244 44L243 45H241ZM249 46H250V44H249ZM12 47V48H11ZM20 47V48H21ZM59 47H61V48H59ZM217 47V46H216ZM240 47V48H239ZM246 47V46H245ZM256 47V46H255ZM5 49H6V47H4ZM218 48V47H217ZM246 48V49H247ZM5 49H2V53L5 51ZM6 49V50H7ZM59 49H61V51L59 52ZM239 49V50H238ZM245 49V48H244ZM23 50H21V51H23ZM214 49H213V45H212V52H214L213 51ZM263 50V49H262ZM12 51H13V53H12ZM240 54V56H239V54L236 56V54H237V52ZM241 51V50H240ZM260 51V50H259ZM259 51H257L258 53H259ZM5 52H7V51H5ZM233 52L235 53L236 52V54H233ZM0 54V55H3V54ZM59 53V54H58ZM245 52H243V54H244ZM254 54H255V52H254ZM144 55H146V56H144ZM236 57H238L239 56V58H236ZM11 56V55H10ZM9 55L7 56L6 55V59H7V57H9V58H11ZM14 56V55H13ZM12 56V57H13ZM18 56V55H17ZM17 56H15V57H17ZM20 56V55H19ZM18 56V57H19ZM3 57H4V55H3ZM203 57V58H202ZM8 58V59H9ZM216 58V59H217ZM7 59V60H8ZM14 59V58H13ZM11 60V61H13L12 63H14V60ZM16 59V58H15ZM210 59V58H209ZM209 59H208V62H209ZM215 59V60H216ZM258 60H259V57L257 58ZM257 59H256V62H257ZM261 59V58H260ZM1 60V59H0ZM6 60V61H7ZM10 60H9V62H10ZM17 60V59H16ZM3 62H5V61H3ZM2 62V63H3ZM15 62H18V61H15ZM20 62V61H19ZM220 62V61H219ZM219 62H217V63H219ZM255 62V63H256ZM259 62V61H258ZM261 62V61H260ZM7 63H8V61H7ZM205 63V62H204ZM6 64V63H5ZM17 64V63H16ZM15 64V65H16ZM20 64V63H19ZM19 64H17V65H19ZM212 64V63H211ZM11 66V65H10ZM25 66V65H24ZM213 66H215V68L213 67ZM35 67V68H34ZM43 67L45 68V70H43ZM248 67V66H247ZM246 67V68H247ZM251 67H248L247 69H246V72H245V74L247 73V70H249V68L251 69ZM28 68V67H27ZM50 68V69H51ZM252 68V69H253ZM259 68V67H258ZM49 69V70H50ZM197 69V68H196ZM244 69V70H245ZM262 68H260V69H258V70H261ZM48 70V71H49ZM71 70V71H70ZM153 70H155L154 72H152ZM190 70V71H191ZM244 70H242V71H244ZM255 70H256V68H255ZM21 71H23V70H21ZM30 71V70H29ZM196 71V70H195ZM212 71V73L210 74L209 72H211ZM255 72V71H254ZM254 72H253V74H254ZM257 72H259V71H257ZM261 72V71H260ZM24 73V72H23ZM34 73V74H35ZM46 73H48L47 71H46ZM49 73H50V71H49ZM240 75H239V74ZM249 73V72H248ZM256 73V72H255ZM263 73V72H262ZM26 74V73H25ZM30 74V73H29ZM250 74H252L251 72L249 73V75ZM261 73H259L258 75H260ZM31 75V74H30ZM72 75V74H71ZM102 75H105L104 77L102 76ZM129 75L131 76L130 77V79L129 78H127L126 76H128L129 77ZM218 75V76H219ZM248 75V74H247ZM263 75V74H262ZM261 75V76H262ZM44 76H47V75H44ZM49 76V75H48ZM52 76V75H51ZM98 76H102L103 77V79H101L100 81H98L99 83H101L102 84V82L105 84L106 83V85H104V84H102V85H104V87L102 88V86H100L99 85V83H97V81H96V79L98 78ZM188 76V75H187ZM198 76V75H197ZM197 76H195L196 77V79L198 78ZM241 76V77H240ZM254 76H256V74H254ZM38 77V76H37ZM54 77H52V78H50V76H49V79L51 80V79H53ZM108 77V76H107ZM127 79H126V78ZM171 77H174V81L172 82V81H169L168 79L170 78V80H172L171 79ZM193 77V76H192ZM191 77V78H192ZM195 77H193V78H195ZM201 77V76H200ZM205 77H203V78H205ZM184 78H186V77H184ZM192 78V79H193ZM211 78H213V77H211ZM245 78H247L248 79V76L247 77H245ZM42 79H44L43 77H42ZM41 79V80H42ZM58 79V78H57ZM69 79V78H68ZM67 79V80H68ZM73 79H75V78H72V79H70V80H73ZM109 78H107V80H108ZM122 79H126L125 81H126V83H121L122 81ZM129 79V80H128ZM48 80V79H47ZM56 79L54 78V80H52L53 82L55 81ZM69 80V81H70ZM96 82H94V81ZM106 80V79H105ZM193 80H195V79H193ZM192 80V81H193ZM230 80H232V79H230ZM251 80V79H250ZM249 80V81H250ZM256 80V79H255ZM39 81V80H38ZM44 81V80H43ZM93 81V82H92ZM121 81V82H120ZM124 81V80H123ZM135 81V82H134ZM199 81V79H197L196 81H195V83L196 82H198ZM58 81H56V83H57ZM62 82V81H61ZM61 82L59 83L58 82V84H61ZM72 82V81H71ZM70 82V83H71ZM76 82V81H75ZM75 82H74V84H75ZM120 82V83H119ZM194 82V81H193ZM227 83H228V81H226ZM224 83V85L225 84H227V83ZM32 83V82H31ZM43 83V82H42ZM45 83V82H44ZM48 84H49V81L47 82ZM52 83V82H51ZM73 83V82H72ZM80 83V82H79ZM85 83V82H84ZM194 83V85H196ZM202 83V81L199 83V84H201ZM62 84H63V82H62ZM66 83H64V86H66L65 85ZM76 84H78V82L76 83ZM198 84V83H197ZM216 84H215V86H216ZM234 84V83H233ZM232 84V85H233ZM236 84V85H237ZM240 84V85H241ZM52 85V84H51ZM53 85H54V83H53ZM69 85V84H68ZM78 85H80V84H78ZM84 86H85V84H83ZM82 85V86H83ZM134 85V84H133ZM188 85H190V87H191V84H188ZM245 85H246V82H245ZM54 86H56V84L54 85ZM58 86V85H57ZM76 86V88H77V90L76 91H78L79 89H82L83 87H81V88H79L80 86H77V85H74V87ZM127 86V85H126ZM135 86V87H136ZM197 86V85H196ZM214 86V85H213ZM213 86H212V88H213ZM52 87V86H51ZM61 87V86H60ZM119 87V86H118ZM132 87H134V86H132ZM185 87V86H184ZM186 87H188V86H186ZM186 87H185V92L187 91H189L190 90V87L189 88H187L186 89ZM54 88V87H53ZM108 88V89H109ZM113 88H114V86H113ZM116 88V87H115ZM115 88H114V91H115ZM125 88V87H124ZM137 88V87H136ZM211 88V89H212ZM220 88V87H219ZM225 88V87H224ZM232 88H235V87H232ZM238 88V87H237ZM133 89V88H132ZM189 89V90H188ZM194 89V88H193ZM216 89V88H215ZM241 88H239V90H240ZM73 90H75V89H73ZM111 90H112V88H111ZM120 90H121V88H120ZM127 90V89H126ZM131 90V89H130ZM135 90V89H134ZM133 90V91H134ZM137 90V89H136ZM135 90V91H136ZM149 90V91H148ZM202 90V91H203ZM227 90H228V88H227ZM235 90V89H234ZM79 91H81V90H79ZM78 91V92H79ZM105 91H107V92H110L109 90H107V89H105ZM124 90H122V92L121 91H119V90H117V88H116V91L114 92V94H112V91H111V93H109L108 95H110L111 94V98H109V99H111V100H113V99H115L116 100V98L118 99V97H120L121 98V96L123 97L124 95H125V93L127 94V93H129V91L127 92H123ZM195 91H197V90H195ZM195 91H193V92H195ZM208 91V90H207ZM206 91V92H207ZM216 91H218L217 89H216ZM216 91H215V93H216ZM220 91V90H219ZM222 91V90H221ZM221 91L219 92V93H221ZM78 92H76L77 94L76 95H78ZM107 92H106V94H107ZM137 92V93H138ZM4 93V92H3ZM2 93V94H3ZM83 93V92H82ZM131 93V92H130ZM129 93V94H130ZM136 93V92H135ZM136 93V94H137ZM138 93V94H139ZM176 93V94H175ZM188 93H190V92H188ZM188 93H186V94H188ZM203 93V92H202ZM201 93V94H202ZM209 93V91L207 92V94ZM1 94V93H0ZM135 94V95H136ZM142 93H141V96L143 97L144 95H143ZM167 94H168V96L169 97H167ZM206 94V93H205ZM204 94V95H205ZM80 95V96H81ZM160 95V96H161ZM203 95V96H204ZM3 96V95H2ZM80 96H79V98H80ZM127 97H125L126 99L127 98H129L131 95H126ZM134 96V95H133ZM137 96V95H136ZM144 96V97H145ZM177 96V95H176ZM183 96L185 97L186 95H184L183 94ZM187 96H189V95H187ZM198 96H200V94L198 95ZM198 96H196V97H198ZM202 96V97H203ZM78 97V96H77ZM139 97V96H138ZM175 97V96H174ZM119 98V99H120ZM157 98H160V97H157ZM162 98L163 99H166L165 98V96L163 97V95H162ZM162 98L161 99H159V101L162 103ZM199 98V97H198ZM84 99V98H83ZM82 99V100H83ZM85 99H84V101H85ZM122 99V98H121ZM120 99V100H121ZM143 99V98H142ZM154 99V100H153ZM124 100V99H123ZM131 100V99H130ZM138 100H139V98H138ZM137 100V101H138ZM175 100V99H174ZM184 100H185V98H184ZM194 100V99H193ZM87 102V101H86ZM95 102V101H94ZM111 102V101H110ZM110 102H108V103H110ZM121 102H123V101H121ZM147 102V103H146ZM165 102V101H164ZM118 103V102H117ZM124 103V102H123ZM133 103V102H132ZM135 103H136V101H135ZM160 103V104H161ZM85 104V103H84ZM91 104V103H90ZM114 103H112V105H113ZM119 104H121V103H119ZM131 104V103H130ZM134 104V103H133ZM137 104V103H136ZM142 104V103H141ZM151 104V105H152ZM177 104V103H176ZM87 105V104H86ZM115 105H117L116 104V102H115ZM132 105V104H131ZM150 105V104H149ZM159 105V104H158ZM161 105H167V104H161ZM169 105L167 106V108H169ZM175 105V104H174ZM81 106V105H80ZM84 106V105H83ZM121 107L122 106H125V105H120ZM119 106V110H120V107ZM129 106V105H128ZM139 106H140V104H139ZM146 105H144V107H145ZM112 107H114V105L112 106ZM116 107V106H115ZM114 107V108H115ZM118 107V106H117ZM117 107H116V109H117ZM158 107V106H157ZM159 107H160V105H159ZM165 107V106H164ZM171 107H173L172 105H171ZM254 107V106H253ZM252 107V108H253ZM140 108V107H139ZM146 108V107H145ZM147 108H148V106H147ZM163 108V107H162ZM162 108H159V109H161L162 110ZM166 108V109H167ZM87 109H88V107H87ZM131 109V108H130ZM136 109V108H135ZM138 109V108H137ZM254 109V108H253ZM252 109V110H253ZM78 111H79V109H77ZM82 110V109H81ZM114 110V109H113ZM158 110V109H157ZM164 110V109H163ZM169 110H171V109H169ZM257 110V109H256ZM85 111V110H84ZM83 111V112H84ZM116 111H118V110H115L114 111V113L116 112ZM123 111H125L124 109H123ZM129 111V110H128ZM131 111H133V110H131ZM255 111V110H254ZM253 111V112H254ZM259 111H262V110H259ZM82 112V113H83ZM87 112H89L88 110H87ZM86 112V113H87ZM94 112V114L96 115V113ZM100 113V115H99V113ZM119 113H120V111H118ZM125 112H127V111H125ZM144 112V111H143ZM145 112H146V110H145ZM160 112V111H159ZM158 112V113H159ZM177 112V111H176ZM79 113V112H78ZM81 113V112H80ZM85 113V114H86ZM130 113V112H129ZM147 113V112H146ZM178 113V112H177ZM85 114H84V116H85ZM89 114V113H88ZM88 114H86V116H88ZM106 114H108V113H106ZM113 114V113H112ZM117 114V112L115 113V115ZM127 114V113H126ZM133 114V113H132ZM145 114V113H144ZM72 115V114H71ZM95 115H92L91 114V116H95ZM96 115V116H97ZM114 115V114H113ZM118 115V114H117ZM120 115V114H119ZM119 115H118V117H119ZM131 115V114H130ZM139 115H142L141 113H139ZM162 115V114H161ZM164 115V114H163ZM177 115V114H176ZM70 116V115H69ZM111 116V115H110ZM144 116V115H143ZM142 116V117H143ZM75 117H76V115H75ZM137 117V116H136ZM139 117V116H138ZM70 118H72L71 116H70ZM103 118V117H102ZM106 118H107V116H106ZM109 118H111V117H109ZM112 118H114L113 116H112ZM112 118H111V120H112ZM116 118V117H115ZM161 118V117H160ZM163 118V117H162ZM161 118V119H162ZM179 118V117H178ZM72 119H74V117L72 118ZM103 119H105V118H103ZM108 119V118H107ZM117 119V118H116ZM154 119V118H153ZM110 120V119H109ZM108 120V121H109ZM110 120V121H111ZM159 120V119H158ZM109 121V122H110ZM112 121H114V120H112ZM118 121V120H117ZM152 121V120H151ZM170 121V120H169ZM108 122V123H109ZM153 122V121H152ZM167 122H168V120H167ZM171 122H172V120H171ZM106 123H107V121H106ZM116 123V122H115ZM170 123V122H169ZM173 123V122H172ZM157 124V123H156ZM159 124V123H158ZM111 125V124H110ZM164 125H166V124H164ZM167 126V125H166ZM165 126V127H166ZM108 127V126H107ZM156 127V126H155ZM163 128V127H162ZM165 129V128H164ZM167 130V132H169V129H166ZM164 131V130H163ZM187 131V130H186ZM171 132V131H170ZM188 132V131H187ZM247 132V131H246ZM244 133V132H243ZM242 133V134H243ZM150 134V133H149ZM163 135H164V137H166L165 135L166 134H164V133H162ZM241 134V135H242ZM175 135V134H174ZM173 135V136H174ZM183 135H184V133H183ZM186 135H188V134H186ZM185 135V136H186ZM216 135V134H215ZM172 136V137H173ZM201 136V135H200ZM209 136V135H208ZM219 136H220V134H219ZM222 136V135H221ZM234 136V135H233ZM236 136H237V134H236ZM171 137V138H172ZM175 137V136H174ZM177 137V136H176ZM203 137V136H202ZM206 137V136H205ZM242 137V136H241ZM244 137V136H243ZM169 138V137H168ZM171 138H170V140H171ZM180 138H183V137H180L179 136V139ZM209 139L208 140H210V137H208ZM214 138H215V136H214ZM235 138V137H234ZM234 138H232V139H234ZM245 138V137H244ZM248 138V137H247ZM174 138H172V140H173ZM188 139V138H187ZM186 139V140H187ZM194 139V138H193ZM199 139V138H198ZM202 139V138H201ZM200 139V140H201ZM207 139V138H206ZM219 139V138H218ZM239 139V138H238ZM164 141H166L167 140V138H166V140L165 139H163ZM174 140H176V139H174ZM178 140V139H177ZM199 140V141H200ZM205 140V139H204ZM237 140V139H236ZM245 140H247V139H245ZM198 141V142H199ZM227 141V140H226ZM230 141V140H229ZM244 141V140H243ZM190 142H192V141H189V143ZM196 142V141H195ZM194 142V143H195ZM201 142V141H200ZM204 141H202V143H203ZM225 142V141H224ZM234 142V141H233ZM232 142V143H233ZM159 144H160V142H158ZM182 143V142H181ZM188 143V144H189ZM206 143V142H205ZM204 143V144H205ZM208 143V142H207ZM210 143H212V141L210 142ZM236 143V142H235ZM1 144V143H0ZM177 144V143H176ZM213 144V143H212ZM211 144V145H212ZM2 145V144H1ZM156 145H158V144H156ZM181 145V144H180ZM180 145H178V146H180ZM190 145H191V143H190ZM190 145H187L186 147H188L187 148V150H186V152L188 151L189 152V150H192L193 149V147L191 146V148H190ZM214 145H215V143H214ZM117 146V145H116ZM184 147H185V144L183 145ZM2 146H0V148H1ZM159 146H157V149L159 150V148H158ZM163 147V146H162ZM166 147V146H165ZM164 147V149H166ZM213 147V146H212ZM212 147H209V146H205V147H202L201 149L200 148H198V149H196L197 151L198 150H200L199 152H195L196 153V155H191L190 153V155H182L183 157L182 158H179V157H181V155L180 156H176V154L174 155V157L176 158L175 160H172L171 158H170V160L171 161H169V160H167L168 161V163H170V164H172V165H174L172 162H177V161H180V160H185V162L186 163H184V166H185V168H187L188 166L190 167V169H191V171H194L195 172V174H196V176L197 175H202V173H206V171L208 170V167H207V169H206V171H205V169L203 168V166H202V162L203 161H205L206 160V157H207V162L209 161L208 160V156H210V154H213L212 153V151H213V149L215 148V146H214V148H212ZM217 147V146H216ZM220 147H222V146H220ZM154 149H152L153 151L152 152H154V153H156V154H158L160 151H158L156 148H155V146L153 147ZM180 148V147H179ZM178 148V150H180ZM196 148V147H195ZM218 148V147H217ZM61 149V148H60ZM162 149V148H161ZM160 149V150H161ZM169 149V148H168ZM219 149V148H218ZM58 150V149H57ZM150 150V149H149ZM185 150H182V151H180V153L181 152H184ZM221 150V149H220ZM1 151V150H0ZM162 151L163 150H161V153H162ZM168 151H170V149L168 150ZM215 151H216V148H215ZM3 152V151H2ZM2 152H0L1 154H2ZM150 152V151H149ZM164 152V151H163ZM219 152V151H218ZM151 153V152H150ZM170 153V152H169ZM193 153V152H192ZM216 153V152H215ZM0 154V155H1ZM49 154H52L53 155V153L52 152H49ZM58 154L59 153H57V156H58ZM152 154V153H151ZM151 154H149L151 157H152V155ZM166 153H164V154H158V156L159 155H161V157L160 158H162V156L164 157V155H165ZM168 154V153H167ZM183 154V153H182ZM188 154V153H187ZM219 154H220V152H219ZM260 154V153H259ZM51 155V156H52ZM60 155V154H59ZM95 155V154H94ZM171 155V157H172V153L170 154ZM6 156V155H5ZM49 157H50V155H48ZM48 156H47V158H43V156L41 157V158H35V157H37V156H35L34 158L36 159H34L35 160V163L34 162H31V161H29V160H31V159H27L26 160V158L25 157H21L20 158V160L18 161V158H16V160H14V159H12L11 157V159L9 158V157H5L4 159H2V160H5V162L6 163H8V161H14V163H16V164H18L19 165V167H21L22 169V171L23 170H27V169H31L33 166L35 167V164L37 163V165L38 164H44V166H45V164L47 163V165H49L50 166V168H51V166H53V167H57V166H59V161L57 162L55 159H51V158H48ZM54 156H56V155H54ZM54 156H52L53 158H54ZM60 156H62V155H60ZM153 156H156V155H153ZM212 156H216V154L215 155H212ZM217 156H218V154H217ZM220 156H221V154H220ZM1 157V156H0ZM40 157V156H39ZM94 157V156H93ZM166 157H167V155H166ZM165 157V159H167ZM170 156H168V158H169ZM15 158V157H14ZM43 158V159H42ZM94 158H96V157H94ZM154 158H156V157H154ZM153 158V159H154ZM158 159H160L159 157H157ZM212 158V157H211ZM217 158V157H216ZM219 158V157H218ZM62 159V158H61ZM165 159H163V160H165ZM174 159V158H173ZM210 159V158H209ZM1 160V159H0ZM34 160H32V161H34ZM147 160V159H146ZM151 160V159H150ZM157 160V159H156ZM211 160V159H210ZM213 160V159H212ZM117 161V160H116ZM115 161V162H116ZM120 162H121V160H119ZM160 161V160H159ZM205 161V162H206ZM62 162V161H61ZM114 162V163H115ZM119 162V163H120ZM122 162H124V161H122ZM142 162V161H141ZM144 162V161H143ZM163 162H165V161H163ZM207 162H206V164H207ZM1 164H3L2 162H0ZM5 163V164H6ZM63 163V162H62ZM117 163V162H116ZM126 163H128V162H126ZM147 163H149V162H147ZM151 163V162H150ZM162 163V162H161ZM168 163H166L167 165H168ZM209 163H210V161H209ZM1 164H0V169H4L3 167H6V166H1ZM4 164V165H5ZM65 164V163H64ZM102 164V163H101ZM105 164H106V162H105ZM108 164V163H107ZM112 164V163H111ZM130 164V163H129ZM128 164V165H129ZM142 164V163H141ZM160 164V163H159ZM205 164V163H204ZM205 164V165H206ZM62 165L63 164H61V166L60 167H62ZM66 165V164H65ZM124 165V164H123ZM145 165V164H144ZM150 165V164H149ZM165 165V164H164ZM181 165V164H180ZM179 165V166H180ZM188 165V166H187ZM49 166H47V167H45V168H48ZM67 166H69V164H67ZM102 166H103V164H102ZM134 166V165H133ZM160 166V165H159ZM162 166V165H161ZM169 166V165H168ZM167 166V167H168ZM178 166V165H177ZM177 166H175V167H177ZM182 166V165H181ZM180 166V167H181ZM183 166V167H184ZM60 167H58V168H60ZM79 167H81V166H79ZM99 167V166H98ZM119 167H122V166H119ZM156 167H158V166H156ZM170 167H172V166H169L167 169H169L171 172H173L175 169H173V170H171L170 169ZM188 167V168H189ZM205 167V166H204ZM36 168V167H35ZM58 168H55L56 170H58ZM64 168V167H63ZM78 168V167H77ZM95 167H93V169H94ZM100 168V167H99ZM98 168V169H99ZM106 168V167H105ZM108 168V167H107ZM123 168V167H122ZM127 168H129V167H127ZM133 168V167H132ZM160 168V167H159ZM161 168H163V167H161ZM187 168V169H188ZM20 169V168H19ZM34 169V168H33ZM81 169V168H80ZM101 169V168H100ZM99 169V170H100ZM156 170L158 169V168H155ZM167 169H165V170H167ZM179 169H184V168H179ZM178 169V170H179ZM189 169V170H190ZM209 169H211V168H209ZM214 169V168H213ZM263 169V168H262ZM20 170V171H21ZM83 170V169H82ZM82 170H81V172H82ZM96 170H97V167H96ZM98 170V171H99ZM102 170V169H101ZM124 170V169H123ZM133 169H131V171H132ZM147 170V169H146ZM151 170V169H150ZM164 170V169H163ZM259 170V169H258ZM257 170V171H258ZM4 171H5V169H4ZM21 171V172H22ZM29 170H27V171H25V172H28ZM34 171H35V169H34ZM55 171V170H54ZM87 171V170H86ZM86 171H84L85 172V174L86 173H88V176L90 177V175L89 174H91L89 171L88 172H86ZM108 171V170H107ZM107 171H105V172H107ZM116 171V170H115ZM127 171V170H126ZM162 171V170H161ZM191 171H190V173H191ZM24 172V173H25ZM94 172V171H93ZM100 172V171H99ZM104 172V171H103ZM130 172V171H129ZM146 172V171H145ZM151 172V171H150ZM166 172V171H165ZM168 172V171H167ZM166 172V173H167ZM181 172V171H180ZM185 172V171H184ZM208 172H209V170H208ZM207 172V173H208ZM210 172H213V170L212 171H210ZM253 172V171H252ZM251 172V173H252ZM259 172V171H258ZM263 173H264V171H262ZM5 173H7V171L5 172ZM4 172H3V174H2V172L0 171V174H2L3 176H1V177H8L7 175L9 174V173H7V175L5 176L4 174H5ZM29 173H32V172H29ZM28 173V174H29ZM83 173V172H82ZM96 173H97V171H96ZM128 173V172H127ZM132 173H133V171H132ZM135 173V172H134ZM149 175L152 173H149V172H147ZM193 173V172H192ZM191 173V174H192ZM206 173V174H207ZM217 173V171H215L214 170V174H216ZM255 172H253V174H254ZM27 173H26V175H28ZM138 174V173H137ZM168 174H169V172H168ZM173 174V173H172ZM213 174V173H212ZM219 174H221V172H219ZM255 174H257V173H255ZM19 175V174H18ZM24 176H21L20 175V179H22V178H25L26 176H25V174H23ZM30 175V174H29ZM29 175H28V177H29ZM33 175V174H32ZM37 175V174H36ZM35 175V173H34V178L35 177H37V179L36 180H41V178L40 177H43L42 176V174L41 175H37L36 176ZM93 175H94V173H93ZM104 175H105V173H104ZM103 175V176H104ZM108 175V174H107ZM152 175H154V174H152ZM152 175L150 176L152 179L154 178V180H155V177L157 178V176H154V177H152ZM193 175H194V173H193ZM210 175V174H209ZM223 175V174H222ZM229 175V174H228ZM258 175H259V173H258ZM10 176V175H9ZM82 175H80V177H81ZM83 176H85V179L87 180V177L88 176H86V175H84L83 174ZM99 176H100V174H99ZM172 176V175H171ZM230 176V175H229ZM234 176V175H233ZM238 176V175H237ZM246 176V175H245ZM248 177H249V175H247ZM260 176H262V177H260L261 179L263 178V176H264V174H261ZM16 177V176H15ZM17 177V178H18ZM22 177V178H21ZM27 177V178H28ZM89 177H88V180H89ZM92 177V176H91ZM93 177H97V176H93ZM198 177V176H197ZM201 177V176H200ZM231 177V176H230ZM244 177V176H243ZM9 178V177H8ZM17 178L15 179V181L17 180ZM18 178V179H19ZM32 178V177H31ZM44 178H46V177H44ZM79 178V177H78ZM99 178V177H98ZM97 178V179H98ZM102 178V177H101ZM100 178V179H101ZM105 178H106V176H105ZM211 178V177H210ZM216 178V177H215ZM237 178V177H236ZM239 178V177H238ZM255 178V177H254ZM259 178V177H258ZM259 178V179H260ZM14 179H12V180H14ZM33 179V178H32ZM79 179H81V178H79ZM84 179V178H83ZM91 179H93V178H90V180ZM97 179H94V181H93V183H90V184H88V185H90L91 186V184H93L94 186H95V184H94V182H95V180H96V182H98L97 181ZM107 179V178H106ZM133 179V178H132ZM201 179V178H200ZM202 179H207V178H202ZM201 179V180H202ZM209 179V178H208ZM212 179H214V177H212ZM226 179H228V178H226ZM244 179V178H243ZM257 179V178H256ZM260 179V180H261ZM264 179V178H263ZM39 180V181H40ZM75 179H73V181H74ZM77 180V179H76ZM99 180V179H98ZM221 179H215V180H213L212 181V184H215L216 186H217V188L218 187H221L222 188V186H223V188H224V185H222L221 186V184H226L225 186H227V188H226V190H229L230 188H235V187H237V186H239L240 184H238V183H240V181L239 182H237V184H236V182H235V185L234 184H232V183H230L231 181L229 180V181H220ZM232 180V179H231ZM235 180V179H234ZM233 180V181H234ZM241 180V179H240ZM248 180V179H247ZM259 180V182L258 183H260L261 181ZM38 181V183L40 184V182ZM43 181V180H42ZM69 181V180H68ZM102 181H103V178H102ZM104 181H105V179H104ZM157 181V180H156ZM156 181L154 182V183H156ZM179 181V180H178ZM177 181V182H178ZM199 181V180H198ZM232 181V182H233ZM243 181V180H242ZM245 181V180H244ZM244 181H243V183H244ZM251 182H252V179L250 180ZM258 181V180H257ZM263 181V180H262ZM77 182V181H76ZM95 182V183H96ZM106 182V181H105ZM104 182V183H105ZM199 182H202L203 183V181H199ZM199 182L197 183V185L199 184ZM209 182V181H208ZM246 182V181H245ZM41 183H43V182H41ZM74 183H75V181H74ZM99 183V182H98ZM181 183V182H180ZM202 183H200V184H202ZM205 183V182H204ZM242 183V182H241ZM247 183V182H246ZM33 184H35V182L33 183ZM68 184H70V183H68ZM73 184V183H72ZM100 184L101 183H99V186H100ZM199 184V185H200ZM207 184H209V183H207ZM211 184V183H210ZM211 184V185H212ZM260 184H262V183H260ZM264 184V183H263ZM28 185V184H27ZM35 185H37L38 187H39V185L38 184H35ZM42 185V184H41ZM64 185V184H63ZM67 185V184H66ZM104 185V184H103ZM106 185V184H105ZM152 185V184H151ZM178 185H180L179 183H178ZM181 185L183 186V184L181 183ZM180 185V188L182 187ZM185 185H187V184H185ZM198 185V186H199ZM203 185V184H202ZM242 185V184H241ZM244 185V184H243ZM249 184H247V186H248ZM251 185V184H250ZM250 185L248 186V187H250ZM24 186V185H23ZM26 186V185H25ZM36 186V187H37ZM43 187H44V185H42ZM141 186V185H140ZM204 187H207L206 186V184L205 185H203ZM210 185H208V187H209ZM244 186H246V185H244ZM246 186V187H247ZM264 186V185H263ZM22 187V186H21ZM28 187V186H27ZM29 187H31V184H30V186ZM33 187V186H32ZM35 187V186H34ZM33 187V188H34ZM142 187V186H141ZM188 187V186H187ZM189 187H191L190 185H189ZM193 187H196V186H193ZM193 187H191L190 189H187L185 186H184V188H186V189H179V191H178V188L176 189L177 190V192H179L178 194V196H180V199L181 198H183L182 199V201H180V199H178L179 201H180V203L179 204H177V206H175L172 210L173 211H171L170 213H171V215H172V219H176V218H178V216L180 217V216H182L183 215V217H184V213H186V215L188 214L186 211H188L189 210V208H190V206H192L193 205V202H197V200L196 201H193V197H192V195L193 194H195V192H196V189L194 190L193 189ZM207 187V188H208ZM212 187H213V185H212ZM215 187V186H214ZM20 188V186L18 187V189ZM62 188V187H61ZM91 188V187H90ZM136 188V187H135ZM139 188V187H138ZM201 188V187H200ZM229 188V189H228ZM239 188V187H238ZM241 188V187H240ZM263 187H261V189H262ZM22 188H20L18 191H20ZM28 189V188H27ZM30 189V188H29ZM39 189H41V188H39ZM43 189H45V188H43ZM47 189V188H46ZM49 189V188H48ZM68 189V188H67ZM141 189V188H140ZM148 189H149V187H148ZM214 189H216V188H214ZM243 189H244V187H243ZM247 189V192H248V194L250 193V192H252L250 189H253L252 187H250V189H248V188H246ZM257 189V188H256ZM24 191H28V190H25V189H23ZM30 190H32V189H30ZM29 190V191H30ZM58 190V189H57ZM63 189H61L60 191H62ZM200 190V189H199ZM211 190V189H210ZM213 190V189H212ZM212 190L211 191H208L207 190V192L208 193H210V194H212L213 192H212ZM223 190V189H222ZM221 190V191H222ZM225 190V189H224ZM242 190V189H241ZM250 190V191H249ZM263 190V189H262ZM12 191V190H11ZM10 191V192H11ZM17 191V189L15 190V192ZM28 191V192H29ZM33 191V190H32ZM42 191V190H41ZM51 191H52V189H51ZM132 192H133V190H131ZM204 191H205V189H204ZM214 191V190H213ZM216 191V190H215ZM234 191V190H233ZM253 191H254V189H253ZM257 191V190H256ZM9 192V191H8ZM23 192V191H22ZM54 192V191H53ZM52 192V193H53ZM57 192V191H56ZM138 192H140V191H137L136 192V190H135V193H130V195L131 196H129V198H130V200H131V198L134 200V197L135 196H137L138 194L140 195L141 193H138ZM146 192V191H145ZM198 192V191H197ZM202 191L200 190V192H199V194H201V196L203 195V192L201 193ZM206 192V193H207ZM217 192V191H216ZM227 192V191H226ZM242 192H243V190H242ZM258 192H259V189H258ZM257 192V193H258ZM262 191H260L259 192V194L261 193ZM263 192H264V190H263ZM262 192V193H263ZM2 193H4V192H2ZM6 193V192H5ZM12 193V196L15 194L14 193V191L13 192H11ZM16 193H19V192H16ZM24 193V192H23ZM36 193H38V190H37V192ZM42 192H40V194H41ZM49 193H51V192H49ZM48 193V194H49ZM128 193V194H129ZM142 193L144 194V192L142 191ZM205 192H204V194H206ZM207 193V194H208ZM256 193V194H257ZM27 194V193H26ZM29 194V193H28ZM32 194V193H31ZM35 194V193H34ZM34 194H32L31 196H33ZM48 194H46V197H47V195ZM198 194V193H197ZM197 194H195V196L197 195ZM198 194V195H199ZM205 195L206 197H208L209 195ZM217 195V193H215L214 192V194L213 195H211V196H209L208 198L210 199V197H212V196H214V195ZM219 194V193H218ZM225 194V193H224ZM228 194H230V193H228ZM245 195H246V193H244ZM243 194V195H244ZM253 194H254V192H252V194H250L251 196V198L253 199ZM5 195V194H4ZM8 197L10 196L11 197V195L9 194H6ZM5 195V198L7 197ZM19 195H21L20 193L18 194V196ZM25 195V193L23 194V196ZM43 195V194H42ZM44 195H45V191H44ZM52 195V194H51ZM146 195H149V194H146L145 193V195H143V196H146ZM173 195V194H172ZM198 195H197V197H198ZM235 195V194H234ZM240 195V194H239ZM263 195H264V193H263ZM263 195H261L260 194V196H263ZM2 196V195H1ZM17 196V195H16ZM16 196H14L15 198H16ZM22 196V197H23ZM128 196V195H127ZM152 196V195H151ZM163 196V195H162ZM161 196V197H162ZM176 197V198H179V197ZM204 196V195H203ZM202 196V197H203ZM205 196L203 197V199L205 198ZM218 196H220V195H218ZM221 196H224L223 195V191H222V194H221ZM225 196H227L226 194H225ZM237 196H238V194H237ZM241 196V195H240ZM248 196V195H247ZM247 196H245V197H247ZM256 195H254V197H255ZM4 197V196H3ZM9 197V198H10ZM13 197V199L15 200V198ZM21 197V196H20ZM19 197V198H20ZM22 197H21V199H22ZM34 197V196H33ZM45 197V198H46ZM52 197V196H51ZM53 197H56L55 195H53ZM52 197V198H53ZM140 197V196H139ZM141 197H142V195H141ZM148 197V196H147ZM149 197H150V195H149ZM163 197H165V196H163ZM196 197V198H197ZM202 197H199L200 199L202 198ZM215 197H217V196H214L213 198H215ZM228 197H229V195H228ZM256 197H258V195L256 196ZM128 198V199H129ZM138 197H135V200L137 199ZM175 197H174V200L176 199ZM195 198V197H194ZM199 198H198V202H199ZM212 198V199H213ZM223 198H226V197H223ZM231 199L233 198L232 196L230 197ZM230 198H229V201H230ZM259 198V197H258ZM257 198V199H258ZM261 198H263V197H261ZM12 199V198H11ZM55 199V198H54ZM156 199H158V198H156ZM166 199H168L167 197H165V200ZM202 199V201H204ZM207 199V198H206ZM211 199V200H212ZM216 199V198H215ZM221 199H222V197H221ZM220 199V200H221ZM237 198H235L234 200H236ZM239 199V198H238ZM243 199V198H242ZM245 199H247V198H245ZM249 199V198H248ZM247 199V200H248ZM251 199V200H252ZM256 198H255V200H252L253 202L255 201L256 202V200H257ZM260 199V198H259ZM258 199V200H259ZM25 200V199H24ZM45 200V199H44ZM51 200V199H50ZM79 200V199H78ZM81 200H82V198H81ZM138 200V199H137ZM169 200L170 199H168V202H169ZM174 200H172V201H174ZM177 200V201H178ZM208 200V199H207ZM210 200V201H211ZM225 199H222V201H224ZM226 200H228V198L226 199ZM250 200V199H249ZM248 200V201H249ZM258 200H257V202H258ZM261 200V199H260ZM164 201V200H163ZM167 201V200H166ZM165 201V203H167ZM201 201V200H200ZM206 201V200H205ZM216 202H217V200H215ZM228 201V202H229ZM232 201V200H231ZM247 201V202H248ZM3 202H5V201H3ZM18 202V201H17ZM45 202V201H44ZM53 202V201H52ZM82 202V201H81ZM128 202H130V201H128ZM132 202V201H131ZM131 202H130V204H131ZM176 202V201H175ZM197 202V203H198ZM213 202H214V200H213ZM212 201H211V203H213ZM238 202H241V201H238ZM243 202V201H242ZM241 202V203H242ZM247 202H245V203H247ZM251 202V201H250ZM250 202H248V203H250ZM252 202V203H253ZM24 203V202H23ZM26 203V202H25ZM48 203V202H47ZM76 203V202H75ZM80 203V202H79ZM133 203H135V201L133 202ZM132 203V204H133ZM206 202H204V204H205ZM211 203H210V205H211ZM221 203H223L224 204V202H221ZM225 203H227V201L225 202ZM230 203H232V202H229V204L227 205V206H229L230 205ZM234 203L235 204H233V206L231 205V206H229L227 209H226V213H228V214H226V215H229V216H231L230 214H232V216H233V214H236L237 216H238V214L240 215L241 213L240 212H242L243 210H246V208H247V206H246V208H245V205H243L244 204V202H243V204L241 205V203L239 204V203H236L235 201H234ZM251 203V204H252ZM5 204V203H4ZM31 204V203H30ZM94 204V203H93ZM168 204V203H167ZM170 204V203H169ZM175 204V203H174ZM202 204H203V202H202ZM217 204L218 203H216V207H217ZM223 204H222V207H223ZM257 204V203H256ZM259 204V203H258ZM257 204V205H258ZM2 206H3V204H1ZM10 205V204H9ZM15 205V204H14ZM139 205V204H138ZM165 205V204H164ZM12 206V205H11ZM16 206V205H15ZM23 206H24V204H23ZM70 206H72V207H74L73 205H69V208L71 209L72 207H70ZM124 206H127V204L126 205H124ZM123 205L121 206V207H124ZM171 206V205H170ZM197 206H199V205H197ZM206 206V205H205ZM209 206V205H208ZM219 206V208H220V204L218 205ZM225 206V205H224ZM251 206V205H250ZM254 206V205H253ZM259 206V205H258ZM19 207V206H18ZM17 207V208H18ZM25 207V206H24ZM129 207V206H128ZM138 207V206H137ZM163 207H165V206H163ZM168 207V206H167ZM203 207V206H202ZM207 207V206H206ZM210 207H213V206H209V207H207V208H209V210L211 209ZM254 207H256V206H254ZM20 208V207H19ZM18 208V209H19ZM22 208V207H21ZM46 208V207H45ZM67 208V207H66ZM65 208V209H66ZM138 208H141V206L140 207H138ZM137 208V209H138ZM166 208V207H165ZM172 208V207H171ZM170 207L168 208V209H171ZM198 208V207H197ZM225 208H226V206H225ZM258 208H260L261 209V211L262 210H264V209H262L261 207H258ZM24 209V208H23ZM47 209V208H46ZM73 209V208H72ZM71 209V210H72ZM121 209V208H120ZM125 209H126V207H125ZM125 209H124V212H127V211H125ZM130 209V208H129ZM161 209V208H160ZM164 209V208H163ZM167 209V210H168ZM196 209V208H195ZM215 209V208H214ZM214 209H213V211H214ZM222 209V208H221ZM5 210H6V208H5ZM14 210V209H13ZM42 210V209H41ZM67 210V209H66ZM70 210V211H71ZM127 210V209H126ZM132 210V209H131ZM141 210H143L142 208L139 210V211H141ZM162 210V209H161ZM192 210V209H191ZM194 210V209H193ZM192 210V211H193ZM200 210V209H199ZM204 210H207V209H204ZM212 210V209H211ZM215 210H217V208L215 209ZM220 210V209H219ZM224 210V209H223ZM251 210V209H250ZM3 211V210H2ZM1 211V212H2ZM11 211V210H10ZM18 211V210H17ZM68 211V210H67ZM69 211V212H70ZM73 211V210H72ZM122 211H123V208H122ZM122 211H120V213L122 212ZM138 210L136 211V213L137 212H139ZM148 211V210H147ZM153 211V210H152ZM160 211V210H159ZM164 211V210H163ZM170 211V210H169ZM169 211H167V212H169ZM192 211H189V214H190V212H192ZM195 211H197V210H195ZM212 211V214L214 213ZM218 211V210H217ZM217 211H215L216 213H217ZM221 211V210H220ZM247 211H249V210H246L245 212L247 213ZM258 211V209H256V212ZM37 212V211H36ZM66 212V211H65ZM65 212H63V214L65 213ZM69 212H67L66 214H68ZM124 212L122 213V214H120L121 216L124 214ZM143 212V211H142ZM203 212V211H202ZM206 212V211H205ZM221 212H223V216H224V211H221ZM250 212V211H249ZM248 212V213H249ZM251 212H252V210H251ZM255 212V213H256ZM262 212H264V211H262ZM38 213V212H37ZM71 213V212H70ZM69 213V214H70ZM94 213V212H93ZM118 213H119V211H118ZM130 213V212H129ZM160 213V212H159ZM165 213H166V211H165ZM219 214H220V212H218ZM217 213V214H218ZM238 213V214H237ZM244 213V212H243ZM247 213V214H248ZM255 213H253V214H255ZM10 214V213H9ZM16 214V213H15ZM19 214V213H18ZM18 214H16V215H18ZM29 214V213H28ZM27 214V215H28ZM104 214V213H103ZM98 215V217L100 216L101 217V220L103 219V217L102 216H104V215ZM127 214H128V212H127ZM127 214H124V215H127ZM149 214V213H148ZM169 214V213H168ZM194 213L192 212V214L191 215H193ZM205 214V213H204ZM207 215L209 214V212L208 213H206ZM211 214V213H210ZM211 214V215H212ZM217 214L215 215L214 214V216H217ZM222 214V213H221ZM246 214V215H247ZM251 215H252V213H250ZM249 214V215H250ZM257 214V213H256ZM262 214V213H261ZM1 215V214H0ZM6 215H8V213L6 214ZM31 215V214H30ZM37 215V214H36ZM44 215V214H43ZM45 215H46V211H45ZM44 215V216H45ZM61 215V214H60ZM59 215V216H60ZM93 215V214H92ZM107 215V214H106ZM117 215H119V214H117ZM117 215H115L114 217H117ZM123 215V216H124ZM135 215V214H134ZM137 215H141V213L139 212ZM137 215H135V216H137ZM150 215V214H149ZM165 215V214H164ZM170 215V214H169ZM170 215V216H171ZM211 215H209V219H208V216H207V218H205V220H207L206 222H208L207 223V225H206V227L208 226V228H207V232L210 230V228H214V229H220L221 230V228L223 227L224 229H225V227H227V229H228V226H225L224 227V225H225V222H224V220H223V218L224 217H228L229 218V216H224L223 218H218L217 217V219L215 220V218H213V219H211L210 217H211ZM235 215V216H236ZM245 215V213H244V215H243V218H244V216H246ZM249 215H248V219H249ZM258 215H259V213H258ZM5 216V215H4ZM34 216V215H33ZM41 216V215H40ZM110 215H108L107 217H109ZM113 216V215H112ZM128 216V215H127ZM129 216H131V215H129ZM148 216V215H147ZM166 216H168V215H166ZM166 216H164V217H166ZM196 216V215H195ZM197 216H199V215H197ZM203 216H205V215H203ZM220 216H222V215H220ZM253 216H255V215H253ZM264 216V215H263ZM13 217V216H12ZM12 217H11V219H12ZM27 217V216H26ZM37 218L39 217V216H36ZM35 217V218H36ZM64 217H65V215H64ZM93 217V216H92ZM92 217L90 218V220L92 219ZM97 217V216H96ZM96 217H93L94 219L96 218ZM97 217V218H98ZM125 217V218H124ZM123 218L124 219H126V216H124ZM133 217V216H132ZM187 217V216H186ZM185 217V218H186ZM189 217H191V216H189ZM193 217V216H192ZM206 217V216H205ZM241 217H242V215H241ZM247 217V216H246ZM257 217V216H256ZM62 218V217H61ZM61 218H59V219H61ZM66 219H67V217H65ZM96 218V219H97ZM122 218V217H121ZM121 218H118L119 219V223L122 221V219ZM134 218L135 217H133V220H134ZM142 218V217H141ZM168 218V217H167ZM167 218H166V221H168L167 220ZM181 218V217H180ZM185 218H184V220H183V223H184V221H186L185 220ZM188 218V217H187ZM201 218V217H200ZM199 218V219H200ZM227 218V219H228ZM236 218H238V217H236ZM28 219V218H27ZM31 219H32V217H31ZM39 219V218H38ZM48 219V218H47ZM92 220V222L94 221L95 223H93V226H92V228H94V227H96L97 229L99 228V226L97 227L96 225H98V223L95 221V220ZM118 219H112L111 218V220H110V218H109V220H110V223H113V222H117V224H118ZM120 219H121V221H120ZM128 219H131L130 217H128L127 218V220ZM138 219H139V217H138ZM182 219V218H181ZM181 219H179L180 221H181ZM193 219H194V217H193ZM197 219V218H196ZM225 220H227L226 218H224ZM229 219H233V217L232 218H229ZM245 220H246V218H244ZM262 219V218H261ZM260 219V220H261ZM35 220V219H34ZM40 220V219H39ZM98 220L100 221V219L98 218ZM105 221H106V219H104ZM109 220H108V223H109ZM114 220V221H113ZM126 220V223L124 222V226H125V224H127V222H128V226L127 227H129V226H131V228H134V227H132V225L131 224H133V223H131L130 224V221H127ZM201 220V219H200ZM199 220V221H200ZM237 220V219H236ZM241 220V219H240ZM240 220H238V221H240ZM5 221V220H4ZM7 221V220H6ZM30 221V220H29ZM42 221H45V220H42ZM53 221V220H52ZM60 221L61 220H59V221H57V222H59V224H60ZM64 221L67 223V221L66 220H64L63 219V221H61V222H63L64 223ZM98 221V222H99ZM103 221V220H102ZM112 221V222H111ZM125 221V220H124ZM172 220H170V222H171ZM179 221V222H180ZM189 221V220H188ZM187 221V222H188ZM190 221H191V219H190ZM197 221V220H196ZM198 221V222H199ZM230 221V220H229ZM50 222V221H49ZM53 222H55V221H53ZM87 222H89L90 223V221L89 220H87ZM92 222L90 223V224H92ZM104 222V221H103ZM131 222H132V220H131ZM155 223H157V220L156 221H154ZM169 222V225L170 224H172V223H170ZM173 222V221H172ZM176 222V224L178 223L177 221H175ZM174 222V223H175ZM182 222V221H181ZM181 222H180V224H181ZM186 222V223H187ZM192 222V221H191ZM194 222V221H193ZM201 222V221H200ZM231 222V221H230ZM34 223V222H33ZM35 223H37L36 221H35ZM30 224V226L32 225V227H29V224L27 225L28 227H29V229L28 230H32L31 231V233H29L28 232V234L30 235H32V237L34 238V240H36V241H39L40 239H41V236H47V235H45V234H48V233H50V234H52V232H50V230L51 229H53L54 230V228L56 227V226H52V227H54V228H52V227H50V225H51V222H50V225L48 226L47 225V227H46V223L44 224V222L41 224V223H39L38 224V226H37V224ZM66 223H64V227L65 226H67L68 227V225L66 224ZM86 223V222H85ZM84 223V224H85ZM97 223V224H96ZM101 223V222H100ZM105 223H107V222H105ZM107 223V224H108ZM109 223V224H110ZM123 223V222H122ZM122 223H120V224H122ZM159 223V222H158ZM162 223V222H161ZM197 223V222H196ZM195 223V224H196ZM226 223H227V225H228V221H226ZM42 226H44L45 225V227H40L41 225ZM66 224V225H65ZM81 224V223H80ZM83 224V223H82ZM90 224H89V228H90ZM94 224H96V225H94ZM103 225H101V226H103L102 228L104 229L105 227V225H104V223H102ZM109 224H108V227H111V225L109 226ZM120 224H119V227H115V223L113 224L114 226H113V228H121L120 227ZM150 224V223H149ZM151 224H153V223H151ZM179 223H178V225H180ZM190 224V226H191V223H189ZM200 224V223H199ZM204 224V223H203ZM231 224H234V227H235V223H232L231 222ZM262 224V223H261ZM100 225V224H99ZM162 225V224H161ZM166 225V224H165ZM168 225V226H169ZM174 225V224H173ZM26 226V227H27ZM61 226H62V223H61ZM61 226L59 227V229L61 228ZM78 226V225H77ZM76 226V227H77ZM84 225H81V228L83 227ZM122 226V225H121ZM133 226H134V224H133ZM167 226V225H166ZM167 226V227H168ZM174 226H176V225H174ZM173 226V227H174ZM182 226V225H181ZM185 226V225H184ZM184 226L182 227V228H184ZM187 226V225H186ZM189 226V225H188ZM200 226H201V224H200ZM205 226V225H204ZM263 226V225H262ZM25 227V226H24ZM27 227V228H28ZM63 227V226H62ZM63 227V229H65ZM70 227V226H69ZM87 227V226H86ZM88 227H87V229H88ZM107 227V226H106ZM107 227V228H108ZM161 227V226H160ZM159 227V228H160ZM170 227V226H169ZM177 227V226H176ZM193 227V226H192ZM231 227V226H230ZM236 227H238V226H236ZM264 227V226H263ZM84 228H85V226H84ZM157 228V227H156ZM156 228H154L155 230H156ZM158 228V229H159ZM162 228H163V226H162ZM175 228V227H174ZM172 229V225H171V229H172V231H169V229H168V231L167 232H173L174 230H177V228L176 229ZM181 228V227H180ZM186 228V227H185ZM233 228V227H232ZM240 228V227H239ZM17 229V228H16ZM21 229V228H20ZM25 229V228H24ZM57 229V228H56ZM63 229H61L62 231H64ZM68 229V228H67ZM67 229H65V230H67ZM80 229V228H79ZM78 229V230H79ZM100 229H101V227H100ZM124 230V228H123V226H122V228H121V230ZM125 229H126V227H125ZM127 229H129V228H127ZM136 229V228H135ZM135 229H133V230H135ZM158 229L156 230V231H158ZM170 229V230H171ZM191 229V228H190ZM192 229H195V227L194 228H192ZM199 229H201V228H199ZM213 229V230H214ZM223 229V230H224ZM235 229V228H234ZM237 229V228H236ZM235 229V230H236ZM18 230V229H17ZM17 230H15V231H17ZM22 230V229H21ZM26 230V229H25ZM28 230H26V232L28 231ZM111 230H114V234H116L117 235V231L115 232V230L116 229H110V231ZM120 230V231H121ZM122 230V231H123ZM132 229H130V232H133V230L131 231ZM137 230V229H136ZM154 230V231H155ZM161 230V229H160ZM164 230V229H163ZM205 230V229H204ZM212 230V231H213ZM258 230V229H257ZM23 231V230H22ZM22 231L20 232V237H21V235H24L23 233H22ZM55 231V233L54 234H56L57 232V230H54ZM60 231V230H59ZM58 231V232H59ZM61 231V232H62ZM69 231V230H68ZM68 231H65V232H67L68 233ZM74 231V230H73ZM75 231H76V233H78V236H76V237H74V238H78L77 239V241L78 240H81V242L80 241H78L79 242V244H82V242L84 241V239L85 240H87V238H89L87 235L88 234H86L87 232H86V229H85V233H84V229H83V231H79V232H77V229L75 228ZM128 231V230H127ZM127 231H124V233H123V236L125 235V236H127V235H131V233L130 234H128V232ZM147 231H149V230H147ZM180 231V235L179 236H181L182 235V233L181 232H183L184 231V234L183 235H187V233L189 232L188 231V229H187V233L185 234V232H186V230H179ZM192 231V230H191ZM195 231H196V229H195ZM200 231V230H199ZM211 231V230H210ZM212 231H211V233H212ZM216 231L217 230H215V234H216ZM226 231V229L224 230V231H222V233L223 232H225ZM232 231V230H231ZM254 231V230H253ZM259 231V230H258ZM25 232V231H24ZM61 232L59 233V235H61V237H62V240H63V238H67L66 237V233H65V235L63 234V232H62V234L64 235H62L61 234ZM112 232V231H111ZM119 232V231H118ZM125 232H127V234H125ZM164 232V231H163ZM166 232V231H165ZM164 232V233H165ZM194 232V231H193ZM193 232H191V233H193ZM197 232H198V230H197ZM207 232L205 233V235H204V238L206 239V235H207ZM218 233H217V235L221 232H219V231H217ZM229 232V231H228ZM236 232V231H235ZM234 232V233H235ZM250 232V231H249ZM256 232V231H255ZM17 233V232H16ZM74 234H75V232H73ZM90 233H92V232H90ZM89 233V234H90ZM120 233H122V232H120ZM135 234H136V232H134ZM142 233V232H141ZM140 233V234H141ZM158 233H160L159 231H158ZM161 233H162V231H161ZM177 233V232H176ZM191 233H189L188 235L190 236V234ZM195 233V232H194ZM194 233L193 234H191V236L193 235L194 236ZM202 233V232H201ZM209 233V232H208ZM222 233H220V234H222ZM251 233V232H250ZM250 233H248L249 235H250ZM253 233V232H252ZM26 234V233H25ZM58 234V233H57ZM85 234H86V236H87V238L85 237ZM110 234V233H109ZM114 234H112V235H114ZM119 234V233H118ZM135 234H134V236H135ZM152 234V233H151ZM155 234V233H154ZM163 234V233H162ZM162 234H161V236H162ZM168 234V233H167ZM173 234L175 235V232H173ZM172 234V235H173ZM196 234V233H195ZM214 234V233H213ZM214 234V235H215ZM15 235V234H14ZM27 235V234H26ZM25 235V239H28L27 238V236ZM30 235V236H31ZM69 235V234H68ZM111 235V234H110ZM113 236V238H116L115 240L114 239H112V238H110V240H114V241H110V245H111V248L109 249V255L108 256H106V259H105V256H104V262L102 261V263L103 264H117L118 262H120V259H118L116 256H115V252L116 251H118L119 249H121L122 247H119L120 245H118V241L119 240H123L125 237H123V236H121V237H119L120 236V234H119V236L117 235V236ZM122 235V234H121ZM156 235H159V234H156ZM165 235V237H166V234H163V236ZM169 235V237H171L170 236V234H168ZM187 235V236H188ZM211 235V234H210ZM222 235H224V233L222 234ZM48 236H50V235H48ZM70 236V235H69ZM73 236V235H72ZM90 236V235H89ZM133 236V237H134ZM160 236V235H159ZM176 236H177V234H176ZM179 236H177V237H179ZM186 236V237H187ZM188 236V237H189ZM199 236H201V235H199ZM203 236V235H202ZM209 235H207V238H209L208 237ZM248 236V235H247ZM251 236V235H250ZM259 236V235H258ZM264 236V235H263ZM262 235L261 236H259V237H261V238H263L262 240L264 241V237H263ZM20 237H18L17 238V240L20 238ZM55 237H57L56 235H55ZM60 237V238H61ZM112 237V236H111ZM128 237H130V236H128ZM131 237H132V235H131ZM164 237V238H165ZM168 237V236H167ZM168 237V238H169ZM172 237H174V236H172ZM185 237V238H186ZM213 237H215V236H213ZM221 237V236H220ZM258 237V238H259ZM32 238V239H33ZM58 238V237H57ZM56 238V239H57ZM70 238V237H69ZM74 238H73V240H71V241H73V244H75V242L74 241H76V240H74ZM121 238H123V239H121ZM127 238V237H126ZM163 238V239H164ZM174 238H176V237H174ZM173 238V239H174ZM180 238H183L182 236L181 237H179V241H176V242H180L181 240H180ZM194 237H192V239H193ZM199 238V237H198ZM201 238H203V237H201ZM217 238V237H216ZM254 238H256V237H254ZM22 239V238H21ZM24 239V238H23ZM23 239L21 240V241H23ZM24 239V240H25ZM31 239V238H30ZM31 239V240H32ZM42 239L44 240V238L42 237ZM46 239V238H45ZM91 239V238H90ZM128 239V238H127ZM172 238H170V240H171ZM188 240H189V238H187ZM210 239H212V238H210ZM218 239V238H217ZM49 240V239H48ZM66 240V239H65ZM126 240V239H125ZM169 240V239H168ZM176 240H177V238H176ZM187 240V241H188ZM193 240H196L195 238L193 239ZM193 240H191L192 242H193ZM209 239H207V241H208ZM212 240H214V238L212 239ZM261 239L259 238V240H256V239H251V241H250V246H247L248 248L250 247L251 249H248L247 248V250L246 251H248V250H250V251H248L249 253H251V251H252V253L254 252V254L255 253H258L257 255L259 256V254L260 253H262L263 252V254H264V242L263 243H260L261 241H260ZM66 241H70V239H68V240H66ZM76 241V242H77ZM108 241H109V239H108ZM129 241V240H128ZM152 241V240H151ZM171 241H173V240H171ZM184 241H186V239L184 240ZM198 241L200 242L201 241V239L199 240L198 239ZM197 241V242H198ZM205 241V243H206V240H204ZM256 241V242H255ZM257 241H260L259 243H257ZM19 242V241H18ZM25 242H28L27 240L25 241ZM24 242V243H25ZM32 242V241H31ZM41 242V246H42V240L40 241ZM39 242V243H40ZM77 242V243H78ZM85 242V241H84ZM83 242V243H84ZM112 242V243H111ZM121 242V241H120ZM150 242V241H149ZM148 242V243H149ZM153 242H155L154 240H153ZM189 243H190V240L188 241ZM188 242L187 243H179V244H175V248L174 249H176V250H183V248H186L187 249V247L190 245V244H188ZM192 242H191V244H192ZM197 242H196V245H195V241H194V245L195 246H197ZM198 242V243H199ZM230 242V241H229ZM19 243H23V242H19ZM23 243V244H24ZM28 243H30V241L28 242ZM33 243V242H32ZM31 243V244H32ZM38 244V246H37V244ZM34 242L33 244H32V246H30L31 248L33 247V246H37L38 248H40L41 249V247L39 246V243L38 242ZM70 243H72V242H70ZM87 243V242H86ZM130 244H128V242H127V245H131V244H133V242L131 243V241L129 242ZM151 243V242H150ZM170 243V242H169ZM167 241H163V242H161V241H156L155 242V245L158 247H160L161 249H159V251L161 250V252H163V253H165L166 255H168V256H170L169 255V253H171V252H173V251H171V249H170V244H169ZM171 243H175V242H171ZM202 243V242H201ZM205 243H203V244H200V245H203L204 246V244ZM208 243V242H207ZM211 243V242H210ZM209 243V244H210ZM226 243V242H225ZM26 244V243H25ZM46 244V243H45ZM122 244V243H121ZM123 244H126L125 242L123 243ZM230 244V245H229ZM240 244V243H239ZM239 244H238V242H237V244L235 243L234 244V242L233 243H228V246H226V245H224V247L222 248V246H221V248H222V251H220V252H222V254H223V258L225 257H228V259L229 258H232V257H234L235 255L238 257V254H239V256H240V254L243 252V251H245V247H243V249H242V247L241 248H239ZM17 245V244H16ZM51 245V244H50ZM72 245V244H71ZM78 245V244H77ZM109 245V246H110ZM127 245H124L125 247H128ZM136 245H138V244H136ZM150 244H148V246H149ZM152 245H154V244H152ZM199 245V246H200ZM18 247L19 246H21V245H17ZM16 246V247H17ZM36 246H35V248H36ZM122 246V245H121ZM133 246H135V243H134V245ZM141 246V245H140ZM139 246V247H140ZM199 246H197V249H198V247ZM206 246H207V244H206ZM205 246V247H206ZM211 246V245H210ZM226 246V247H225ZM12 247V246H11ZM14 247V246H13ZM15 247V248H16ZM22 247H24V245L22 246ZM55 247H56V244H55ZM53 248V246L51 247V248H53V249H51V248H49V249H47L46 251H48V250H55L56 248ZM137 247V246H136ZM150 247H153V246H150ZM155 247V246H154ZM190 247H193V245L192 246H190ZM25 248H27V246L26 247H24V248H22V251H23V249H25ZM35 248L33 247V249H31V250H29V249H25L24 250V252L25 251H27V252H25V253H23V254H21V253H19L21 250H19V248H17V249H14V250H12V252H13V254L12 255H14L13 257H12V259H10L8 262V264H15V262H17V263H19V262H21V264L23 263V264H32L33 262H36L37 260H35L37 257L34 255V254H32V253H35V252H30V251H33V250H35ZM38 248H36L37 250L36 251H39L38 250ZM130 248H131V246H130ZM133 248V247H132ZM135 248V247H134ZM201 248V247H200ZM199 248V249H200ZM20 249H21V247H20ZM135 249H139V248H135ZM142 249H144V248H142L141 247V250ZM196 249V248H195ZM241 249L243 250V251H241ZM29 250V251H28ZM173 250V249H172ZM188 250H191V249H187L186 251L185 250H183V252L182 253H186ZM193 250L194 249H192V252H193ZM8 251H11L10 249L8 250ZM7 251V252H8ZM17 251H19V252H17ZM43 251V250H42ZM56 251V250H55ZM142 251H144V250H142ZM150 251H154V249L153 250H151L150 249ZM185 251V252H184ZM196 251V250H195ZM239 251H241V253H239ZM51 252V251H50ZM191 252V251H190ZM218 252V251H217ZM117 253V252H116ZM146 253V252H145ZM154 253H155V251H154ZM154 253H152V252H147L146 254H145V258H144V260L146 259V260H150V262H153V263H151V264H155L154 262H155V260L154 261H151V259L154 257L153 255H154ZM187 253H189V252H187ZM244 253H246V252H244ZM1 254V253H0ZM7 253L5 252V253H2L0 256L1 257H3V256H7L6 255ZM9 254H11V253H9ZM51 254V253H50ZM172 254H174V253H172ZM190 254V253H189ZM248 254V253H247ZM246 254V255H247ZM263 254H260V255H262L263 256ZM117 255V254H116ZM183 255V254H182ZM38 256V255H37ZM42 256V255H41ZM41 256H39V257H41ZM243 256V255H242ZM248 256H250V254H248L246 257H248ZM253 256V255H252ZM251 256V257H252ZM255 256H256V254H255ZM252 257L251 259H250V257H249V264H258V263H260L257 259H256V257ZM1 257H0V259H1ZM38 257V258H39ZM119 257V256H118ZM176 257V256H175ZM181 257H183V256H181ZM220 258H221V255L219 256ZM120 258V257H119ZM244 258H245V256H244ZM259 258V257H258ZM262 258V257H261ZM41 259V258H40ZM40 259H38V260H40ZM178 259V258H177ZM233 259H235V260H237L236 258H233ZM233 259H229L230 261V263H228V264H232V260ZM248 259V258H247ZM246 259V260H247ZM66 260V259H65ZM81 260V259H80ZM79 260V261H80ZM174 260V259H173ZM172 260V261H173ZM183 260H184V258H183ZM182 260V261H183ZM246 260H244L243 262L245 263V264H247L246 262ZM261 260V259H260ZM262 264H264V257L262 258ZM176 261V260H175ZM181 261V260H180ZM238 261V260H237ZM237 261H235V262H237ZM242 261V260H241ZM257 261H258V263H257ZM47 262V261H46ZM49 262V264H51L50 262L51 261H48ZM81 262V261H80ZM179 264H180V262L179 261H177ZM242 262V264H244ZM16 263V264H17ZM63 263H65L66 264V261H60V264H63ZM101 263V264H102ZM146 262H142V263H140V264H145ZM157 263V262H156ZM173 263H175V262H173ZM203 263H205V260L203 261L202 260V264ZM241 263V262H240ZM1 264H3V262L1 263ZM20 264V263H19ZM147 264H148V262H147ZM158 264V263H157ZM177 264V263H176ZM182 264V263H181ZM193 264V263H192ZM234 264V263H233Z\"/></svg>",
  "mask_w": 264,
  "mask_h": 264
}]
</instances>
